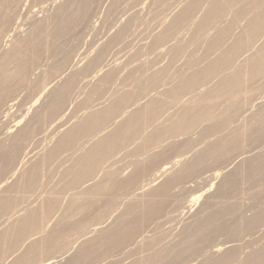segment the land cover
Here are the masks:
<instances>
[{
	"label": "rangeland",
	"instance_id": "374dc122",
	"mask_svg": "<svg viewBox=\"0 0 264 264\" xmlns=\"http://www.w3.org/2000/svg\"><path fill=\"white\" fill-rule=\"evenodd\" d=\"M110 1L107 0L104 3V5L100 8L102 11L99 9L97 16H92L90 18V23L92 25H91V27H89V31H87L86 29L83 32H77L76 31V34H74V37L72 38L73 40H71L72 36L71 37H66L64 40L58 39V40H55V44H54V46H52V44L49 43V40H51V38H52V36L54 34V31L52 30L50 32V30H49V32H50L49 33L48 30H46V32H45V29H43L45 34H47V35L44 36V33L42 32L44 37L40 36V40L42 42H45L42 39L45 38V40H46L48 37L49 38L46 40L47 44L46 43H42V45L40 46L39 50H41L40 51L41 53L39 52L40 55L38 54V56L36 57L37 59H34L36 61H34V60L31 61L30 58H32V57H31V55H30V53H29V51L27 49L24 50L25 54L23 53L25 55V57H24L23 54L21 55V57L23 56L24 58H28L26 60L31 61L30 70H29V72H28V74L26 76L27 78H25V80L22 83L16 84L15 89L13 88L15 90V91L14 90L13 91L16 94L14 95L13 101L8 103V104H13V106L10 109V111L8 112V115L6 117H4L2 119V121L0 122V143L4 140V138L6 136L14 134L17 131L18 128H21V127H23L25 125H31L30 128H31L32 132H31L30 138L28 139L27 143L25 144V147H23L24 149L22 148L23 150L20 151L18 157L22 159V157L24 156L25 153H28V156L21 163L17 164L16 166L14 165L12 168L9 167V170L7 169V171H5V174H3V176H2V179H4L5 182H3L4 185L2 184L3 186L0 187V196L3 197V196L8 194L9 197L5 196L3 198H6V200H8L9 202H13L12 200H14V202L8 208H6L4 210V212L2 214V217L0 216V235L3 236L4 233H6V235H7L6 236L7 248L5 249L3 254L0 256V264H12L17 259L16 257H20V254L22 255L24 253V251H26L25 249H27V246L32 243L31 241L37 242V240H38L39 242H37V243H41L42 242V240H39V239L40 238H42V239L44 238L43 237V234H45V232H43L44 229L49 234L50 232H48V231H52L54 229V227L56 228L57 224H59V226H60V221L58 223V220H61L60 217H61L62 213H64L62 210H64V209L68 210L69 209V208L67 209L66 206H68L67 203L69 204L68 201H70L72 199L71 195H74L73 194L74 193L73 188H75L76 185L78 187H80L79 185L81 183H79V185L77 183L75 185H72L73 184L72 183V171L75 169V167H78L77 162H79L78 160L80 159V157H82V155L86 153L87 149L88 150L90 149V146H92V144L95 142V140L97 142L96 137L98 139H100L99 137L102 136L101 134H100L99 137L98 136H94L93 135L94 133L91 134V136L93 135V137H95V138L91 137L90 135H89L90 137L87 136L88 139H90L91 141L90 140H86L87 138L84 137L86 142L84 141V139H82L80 137V139L84 141V142H82L84 144L83 148H81L82 145H80L81 141H77L76 140V142H74V143H77V144H74L72 147L69 146V148H67V147L63 148V149H65L64 151L61 149L62 151L58 152V154H55V156L56 157L58 156V157L57 158L55 157V159H53L51 162L42 164L43 167L38 165L39 168L41 167L42 169L38 172V170H39V168H38V170H37V174H38L37 175V183L32 188L28 189L29 191L27 190V186H26L27 185V182H26L27 180L24 179L25 176L23 175L27 171L30 172L29 169H31V171L33 173V171H34L33 167L35 169V165L37 164L38 160L41 159V157L44 158L46 156V153L49 154L48 151L51 152V149H52L53 146L56 147L57 141L58 140L60 141L59 138L60 137L62 138V136H63L62 134L64 132H66L67 129H70L73 126V124L75 125L76 123H78L79 120L83 121L85 119V117L87 118L89 116V114H93L92 112L97 113L99 110H103L106 107L108 108L109 105L111 106V102L113 103V101L116 98V97L114 98V96H116V95L118 96L119 94L120 95L127 94V91H128V93L132 92L130 90H135V92L138 91L139 87H140V83H142V80H144L145 78L153 77V74H156V72H157L158 76H154V79L157 78V80L155 79V81L157 83L155 84V82H154V84L151 87L149 86L148 88H146V92H145L144 96H143L144 92L142 94H140L141 92L138 95L136 94V97L138 99V100H136V103L138 101V103H137L138 106L137 107H139V109H140L141 105L145 104L143 102L147 101V99H145V98L148 96V94H150V96L153 97V98H151V97L148 96L147 97V98H149L148 101L149 100L150 101L156 100L155 98H157L159 100L160 99H165L166 100V98H167L166 97L167 95H165L166 91L171 89V88H173V86H175L177 84V83L175 84V82H178L179 78L183 74H188V71L186 72V69L187 70H190V69L186 68V65L187 66H191V65L192 66L193 65L196 66L197 65L196 67L194 66L195 68L194 67L192 68V66L189 67V68H191V72L192 71L194 72V70L198 69V66L201 65L200 63H199L200 65L196 64V63L200 62L199 60L201 59L203 54H204V56H203L204 58L209 57L207 59H210L212 57H216L217 58L220 55V50L219 51L217 50L218 52L211 51L212 54H211V52L209 53V52H207V50H204L205 48L208 47V46L206 47V45H209V41H208L209 38L207 37V35L209 36V35L212 34L211 31L213 30V28L215 29V27H216L217 30H224V28H225V30L226 29L229 30L230 28H231L230 30L233 29L232 31H234V32H232L230 30L229 31L226 30L229 33L227 36H231L233 38V40H232L231 37H229V39L227 38V41H226L227 44H224L223 48H221V50L222 49L226 50L227 48H229L234 43L233 41H235L238 37H240L243 34V32L245 30L244 27L247 24V22H245V21H248L250 18H253L255 16L254 13L252 14L250 12H247L248 14H246V16H242L241 18L238 19V22L234 23L233 20H232L233 17H234V15H233L234 10H232L231 11L232 13L230 12L232 15L230 13H229V15H227L228 14L227 13L225 16L222 17V19L220 18L219 20H217L218 22L220 21L219 24L217 23V21H215L217 24L214 23V22H213L214 24L212 23V25H211L212 27L210 26L208 28V30H210V31H208V33L206 32L207 34H205L206 35L205 37L208 38L206 40V42H204L205 39L204 40H202L201 38L198 39L199 40V42H197V43H199L198 48L201 47V48L198 49L197 45L193 46L194 43L196 44V42H194L195 32L193 33V35L191 33L194 30V26L190 25V26H192L193 30L191 28H189V30H188V27H186V26H189V24L192 23V22H193L192 24L195 25L199 21V19H200L199 22L202 21V19L204 17V14L206 13V12L204 13V11H207V7L209 8L207 3H210V0H208V2H206V3L205 2L202 3L201 6L198 9V11L200 10L199 14H197V12H198L197 11L195 13V14H197V15H195L196 18L193 16L194 17L193 20L194 19L195 20L193 21L191 19L192 22H189V24L184 25V27L181 26L182 30H181V27H179L178 28L179 30L176 31L177 36L174 35V37L178 38V40H176V41H179L178 43L181 42L180 44H182L184 46L183 51L186 52V53L182 52V54L184 53L185 55L184 54L182 55L180 53L178 55V57H181V58H178V57L177 58L180 59V60L181 59H183V60L180 61V60L177 59L178 62L175 61V63L173 64V62L171 61L172 57L169 58L170 55H171V54H169L170 53L169 49L174 47V46L171 47L172 45H174V43H176L178 45V43L175 41V38L172 37L173 40L171 38H169L166 41V43L168 41L169 42L171 41V43L168 42L166 45H165V43H161V45H159V46H154V44H156V42H155L156 34L162 32L164 30V28L169 26V22L171 23L172 22L171 20L174 19V17H175V16H173L174 12L176 14L178 13L177 11L179 10V7H176L177 5L173 6L174 4L172 5L173 2L175 4L177 3V2H175L176 0L175 1L174 0H171V1L167 0L171 4H167L169 2H165V5L167 4L166 8H165L166 10L168 9V5L169 6L170 5L173 6L172 8L176 7L175 10L172 9L171 7H169L167 12L164 9L165 5L164 6L157 5V3L160 4L161 1H159L160 3L159 2L156 3L157 0H152L151 2H153V3L155 2L156 4L155 3L154 4H155V6H157V8H159L158 6H161L164 9V10L160 9L161 7L158 9V10H163L162 13H161V11L156 10V7L154 9V7H153L154 4H153V6L151 5L152 6V8H151L152 14H151V11L148 10V5L151 4L149 2L150 0H145V1L144 0H138V2H136V3L138 4L139 2H142L143 6L145 5L144 6L145 9L142 12L143 14L141 13L142 16H136V17L135 16H130V17L129 16H125L128 13L123 15L125 13L124 8L126 9V8L130 7V4L128 6L124 5V7H123V5H121L123 9L121 8V6L120 7L118 6V8L116 9L117 12H118V9L121 8V10H119V11L120 12L122 11L121 13H123V11H124L123 14H119V12L116 13V10L112 14L110 11H108L109 9H107L108 6H111L110 5ZM144 2H146V3H144ZM182 4H184V2H182ZM182 4L180 3V5H182ZM234 5L235 6H233V7H235V8H232V9H237L238 5L237 4H234ZM153 9L157 11V12L155 11L156 14H155V12H153L154 11ZM164 11H165V13H163ZM170 12H173V13L171 14ZM158 13L162 14V16L160 14H158ZM168 13L170 15H172V16L168 15ZM175 13H174V15H175ZM165 14H167L169 17H167ZM42 15L43 14L40 13V14H38L37 16H35L33 18H31L29 16L28 17L26 16L27 17V20H26L27 22L25 21L24 25H22L23 28L21 27L20 32L19 31H18V33L9 32L10 35L7 34V36H5L6 39L3 38L2 41H1V44H0V56L2 55V53L4 51L10 49L11 45L16 40H19L20 38H25V37H27V35H29L30 29H31V24L35 23L34 21H36V22L37 21H42L44 18L48 17V16H42ZM153 15H155V16H153ZM226 16H228V17H226ZM132 17H133V19L131 20L130 18H132ZM197 17H199V18H197ZM231 17H232V19H231ZM30 18H31V20H29ZM229 19H231V20H229ZM32 20H33V22H32ZM124 20H126V21H124ZM196 20H197V22H195ZM223 21H225V22H223ZM124 22L125 23L127 22V24L125 25ZM128 24H131V26H132V27L130 26V28L128 27L129 29L127 28V30H126V31L129 32V34L125 35V33H124L123 36L120 39H118V40H121V41L117 40V42L115 41L114 43H108V44H110V45L107 44L108 46L105 45L106 44L105 42H108L110 39H112V37L116 34V32H118L121 28H123V25L126 27ZM197 24H199V23H197ZM157 25H159V26H157ZM213 25H215V27ZM228 25H229V27H228ZM119 26H120V28H118ZM218 26H221V28L218 27ZM232 26H233V28H232ZM239 26L241 27V29H240ZM216 29L213 30L214 33H215ZM241 31H242V34H240ZM177 32L178 33L180 32L179 33L180 36H179V34ZM134 33H136V34H134ZM190 33H191L192 36L190 35ZM230 33L231 34L233 33V35H231ZM238 34H240V35L238 36ZM127 35H128V37L130 36V38H128ZM212 35H211V37H212ZM234 35H236L237 37L234 36ZM189 37H192L193 39L190 38V40H189ZM203 37H204V35H203ZM65 40H68V41H65ZM74 40H75V42H74ZM183 40H184V42H182ZM172 41H174V43ZM69 42L72 43V44L70 45ZM73 43H74L75 46H73ZM205 43H206V45H205ZM229 43H231V44H229ZM258 43L255 44L257 46L254 45L253 50L248 52L250 50L249 49L247 51L248 53H246V52L244 53L243 58H241V59H244L243 61H247L248 60L247 57L251 56V53L254 55L253 52L256 53L258 49L259 50L260 49H264V40H262V42L260 41L259 44ZM111 44L114 45V46H111ZM170 44H172V45H170ZM176 44H175V46H177ZM156 45H158V44H156ZM168 45H170V46L168 47ZM186 45L188 46V49H187V47H185ZM204 45H205V48H203ZM225 45H226V47H225ZM110 46H111V48H110ZM160 46H161V48H159ZM166 46H167V48H165ZM194 47H196V48H194ZM255 47L256 48L259 47V48L256 49ZM71 49H73V50H71ZM65 51H69L70 62L72 61L73 64H75L77 62L78 63L75 65L73 70L66 71L61 77H58L59 74L53 76L51 74V73H53V69H54L53 67H55L60 62V59H62V55H63L62 53H64ZM167 51H168V54H167ZM202 51L203 52L205 51V52L203 53ZM103 52H104V55H102ZM158 52H160V53H158ZM163 52H165L164 55H163ZM201 52H202V54H200ZM216 53H217V56H214V55H216ZM210 54H211V57H210ZM166 55H169V56H166ZM206 55H208V56H206ZM97 56H100V59L97 62L98 65L96 64L94 66V70L93 71H97V70L101 69V71H99L97 73L98 76L96 74L94 75L93 73H91L92 75L90 73L89 74H84V72H82L81 70L89 62L90 59H94ZM195 56L196 57L198 56L197 58H199V59L197 60ZM189 59H191V60H189ZM195 59H196L197 62L195 61ZM167 60H168V62H167ZM172 60H174V59H172ZM187 60H189V61H187ZM204 60H206V59H203V62H204ZM169 61L172 62V63H170ZM206 61L204 62L205 64L203 62H201L203 65H201V67H199V69L204 68V66L207 65L209 60L207 61V63H206ZM240 61L242 62V60H239V62ZM248 61L244 62L243 64L242 63L238 64V61H236V63H234V65H235L234 68L238 69L239 71L240 70L241 71H246L245 66L247 64L251 63L252 59H250L249 62ZM193 62H195V63L193 64ZM187 63H189L190 65L187 64ZM171 64H172V66H171ZM175 64H176L177 67L175 66ZM167 65H168V67L170 66L171 68L168 69ZM240 65H242L244 68L242 66H240ZM165 67L167 68V70L165 69ZM161 68H163V69H161ZM10 69L13 70V65L10 66ZM177 69L179 71L178 73L176 72ZM164 70L167 71L168 73H171V74H168V73L165 74ZM168 70L169 71L171 70V72H169ZM183 71H185L186 73L180 74V72L182 73ZM227 71L228 70H226L225 73L224 72L223 73L226 75V74H228L230 72V70H229V72L226 73ZM75 72H76V74H75ZM108 73L110 74L109 79H108L109 81L105 82L103 77L105 76V74L108 75ZM71 75L73 76L72 82L74 84V87L72 89L73 91L70 90V93L68 95L69 98L67 97L68 100L65 102L67 104V106L64 105V106H66V109L64 108L65 110L63 109V111H62V112L65 111L62 114L64 117L61 115V118L59 117L61 120L59 118L58 119L56 118L55 120H52V119L46 118L47 116L44 117L43 116L44 115L43 114V112H44L43 107H45L44 103H46L47 99L49 98L50 92L53 91V89L57 88L59 86V84H62V81L64 82L65 79H69V76H71ZM262 76H264V75H261L260 77H262ZM138 77L140 78L141 81L139 80ZM263 78L264 77H262V78L255 77L253 79L251 78V79H248L249 82L244 84V86H246V87L245 88L243 87L242 90H244V91H242L240 94H242L244 92V95L246 94L249 97L248 94L252 93L254 96H252V98L249 97L247 99V96L245 98L243 94L241 95V96H243V98H245L244 99V104L245 105L243 103H241V104H243L244 107L246 106V109L242 107L243 105L242 106L240 105L242 108L239 107V105H238L239 102H236V105L238 107L235 106L234 112L232 113L233 115H231V117L233 116L232 120L234 119L233 122H235V123L231 122L234 127L231 125L230 128L226 130V132H225V130H222L225 133H223L222 131H221L222 133L220 132V136L221 137L224 136L223 138H225L226 135H227L226 136L227 138H231L230 136L233 135V134H240V135L237 136V137H240L241 134H243V132H244V136L242 135L243 137L242 136L240 137V138L243 139V142H242V144L240 143L241 146L239 148H241V147L244 148L242 151H245L246 153L241 151L242 148L240 150H237L238 151L237 153H240V154L243 153V155L241 154L240 156H238L237 153L234 152L235 153L234 154L233 152H230L229 156L226 154V156L222 157L224 159H222V158L221 159L207 158V160L205 159L206 162L209 159H211V160H209L207 163L205 161L204 162L203 161H199L200 162L199 164H201V163H203V164H201V166H197V162H195L197 156H195V155H197L201 150L203 151L202 148H204L205 145H206V148H207L210 145L209 143H214V140L216 139L215 136H213V135L210 136L208 133L206 134L205 131H204V134L207 137L203 135L202 131L208 125L206 121H203V122H206V123L201 124L204 127L203 126L201 127V125L198 123L197 125H195V127H193L192 130L185 131L184 133L180 129V131L177 130L178 132H175V133H178V134L174 133L171 136L168 135L169 137L165 136V138H164V136L163 137L155 136L156 130H157V128H156L157 125L158 126L160 125L159 127L162 128L161 125L163 123H159V122L166 121L167 117H168L167 121L169 119L171 120L170 117H172V116H170V115H173L174 113L178 115L179 114L178 112H180V110H179L180 107H176V108H178L179 111L175 107H173V108L165 107L163 109L164 111H161L162 113L160 112V114H163L165 111L169 110V114L170 115L166 113L165 117H164L163 116L164 114L160 115L158 113L159 116H160V117L158 116L159 117V122L156 121L157 118H155V117H157L158 114L154 115L155 117L154 116L151 117L150 119H152V120L149 119L147 121V123L145 122L146 125H150V124H152V125L149 126L148 128H147L146 125L145 126L142 125V129L137 132V133H140V134H137L139 142L138 143H134V142L137 141V139H136L137 136H136L135 139L134 138L131 139L133 144H130L131 143V140H130V141L127 142V145L125 143L124 144L125 146L123 145L120 148L117 147L115 152L112 153L113 155L114 154L115 155L114 156L111 155L112 156V160L108 159L109 161L106 160L105 163H104L105 166H107V167H108V165H110L109 168L111 169V173L112 174H114L115 171H116L114 176L117 179L120 178V179H118L120 181H117V182H121V180H123V182H125L126 181V180H124L125 177H126V179H128V176L130 178L131 175L132 176L135 175V177H136V174L139 173L138 170H140L142 168L143 170L142 171L140 170V174H142L141 177L139 176V174L137 175L138 177H136L138 179L139 183H138L137 179L135 178L136 179L135 182H137L138 185L136 183H134L133 186H132V189H133L134 186L136 187V185H137V187H136L137 190L135 189L136 192H134V189L131 190L130 189L131 187L130 188L128 187L129 190L127 189V187H125L124 189H123V187H120L121 189H119V187H117V190H120V192H118V191L115 190L116 188L114 187L115 189L114 188H113L114 190L112 189L114 192L113 191L110 192L111 195L112 194L115 195V196H113V199L116 200V197H118V194H119V197L121 198V200H119L120 198H118L117 200H119L120 202L119 201H117L118 203L114 202L115 206H112V207H110L108 209V210L111 211V214H110V211H109V213H107L108 212L107 211L101 217V219H104V218L106 219L105 216H108V214H109L107 219L106 220L104 219L105 220L104 223L102 224L103 220L99 219L100 221H98V220L97 221L101 222V223H98V222H96V223H98L100 225L97 224L98 225L97 226L95 224L96 226H92V225H94L92 223H95V222H94L93 219H91V220H93V222L91 223L90 222L91 220L89 219L90 221H86V222L90 223L91 226L90 225L87 226V228H88V229H86V233L87 234L85 236H83V237L80 236L81 234H79V232L75 230V229L78 230V228H77L78 225H76L75 229H74L75 231L74 230L72 232L70 231L71 233L69 232V236H68L69 239H67L68 242L71 241V243H69V246L71 244L70 248H72V249L68 250V253L67 254L65 253L64 256L62 255L63 257L58 258L57 260H55L56 262H54V264H64L65 262H67L66 261L67 259H70L73 255H75V253H77V251L80 249L81 244L83 245L82 242H84V240H82V239H85L86 236H87V238L85 240H87V239L91 240V239H93L92 237H94V239H95L96 236H101V233L103 232V231H101V229L102 230L104 229V232L102 233V235L106 234L105 231H107L109 229L113 230V229H115L118 226L117 224H120L119 222L118 223L116 222L117 220H119L121 223L128 221V220H126V221L124 220V219H126L125 217H127L126 214H128V217H129V220H130L132 218L131 215L134 214V212L133 213L131 212L132 214H130V211H128L127 213L124 211V213H123V215L125 214L124 218L122 217V215H119L120 213L123 212L122 210H124L123 208L126 206V203L127 204L133 203L134 206H137V210L138 211L136 209H133V210H136V212L138 213V212H141L140 210H141L143 204L146 207H148V206H150L152 204V201L156 200L157 198L158 199L156 200V202L158 200L159 201L163 200L162 203H165V204L164 205L162 204V205H163V207L164 206L165 207L164 208L162 207L164 211L161 210V213L159 214L160 218H158L159 220L157 221V219H155V217H154V219H151L153 222L150 220L151 222H148L149 225L148 226H144V227H148V228L144 229L145 231L142 230L141 232H139L137 234L138 236L135 238L136 241H134V242L139 241V239H140L139 235H142L141 239L143 238V240H145L147 238L146 236H148L147 239L150 240V241L152 240V241L150 242V241L147 240V241H145L143 243V240H142V242L139 241V243H138L139 245L133 242V245L136 244V245H134V247L136 246V248L131 246L132 243L131 244L128 243V244H126V246L124 245L125 246L124 248L122 247L123 250H119L121 248V247H119V248H115V251L114 250L112 251L113 253L109 251L110 253L107 252L108 254L106 252H105L106 254H104V255L100 254L101 256L99 255L100 257H98V258H96L98 256V254H97V256L95 255L94 257L93 256L90 257L92 259V261L88 259L87 261H89V263L86 261L87 264H124V263L125 264H130V263L132 264L133 261H134L135 264L137 263V261H139L137 264H160V263L162 264V263H164L163 262L164 260L166 262L171 261L170 259L173 258L172 257L173 250H174L173 248L179 247L184 242V240H186V238L189 237V235L192 233V231L195 230V228L197 227L198 223L200 221L204 220L205 218H207V216H209V213H213V212H215L217 210H220L221 208L224 207V205L226 203L228 205L233 204V206H235V207H233L231 205L232 208H230V209H232V211L231 210H230L231 212L229 211L231 214L229 212L227 214H225L226 216L224 215V217L226 219L222 218V221L227 223V224H229L231 222L230 224H232L234 227L239 226L238 228H240L241 226H244L246 223L250 222L251 219L254 218L253 216H255V214H257V213L258 214H260V213L262 214L263 213V215H264V212H261V211H264L263 210L264 209V180L263 179L261 180V178H260V176L262 178H264V176H263L264 175V173H263L264 171L262 170V168L264 169V164H261V162L264 163V161H261L264 158V155H263L264 154V135H262L263 133H261V134L257 133L256 130H255L256 132H254L253 129L249 128L255 122H256V127H257L258 124H259L257 122L261 121V119L264 118V117H261V116H264V88H263V83H264L263 80L264 79ZM160 79H161V81H160ZM174 79L177 80V81H175ZM166 80H168L169 83H170V80H171L172 84L170 83L171 84L170 85L168 83V81H166ZM217 81H218V78L214 77V80L212 82H214V84H215ZM138 82H140V83H138ZM34 83H35V86H36V84L38 86L34 87L33 86ZM249 83H250V85H248ZM255 83H257V84H255ZM251 84H253L254 86L251 85ZM209 85L212 86L213 83L209 84ZM211 86H209V87H211ZM45 87H46V92L44 91ZM254 87L255 88L257 87L256 88L257 90H254L255 89ZM154 88H155L156 92L154 91ZM158 88H159V90H158ZM152 89H153V91H152ZM157 90H158V93H157ZM160 90H161V92H160ZM162 91L164 93H162ZM247 91H248V94H247ZM135 92L133 91V93H135ZM41 93H42L41 97L39 98L38 101H36V99L39 97V95ZM139 95L142 96V98L140 97L141 101L139 100ZM153 95H155V96H153ZM241 96H240V98H242ZM162 97H164V98H162ZM143 98L145 99L144 101H142ZM243 98H242V100H243ZM139 101L142 103L141 105H139V103H140ZM148 101H147V104L149 103ZM220 103H221V105H220ZM220 103H218L220 106L217 105L218 106V110H221V108H224V106L222 105L223 104L222 101H220ZM135 107H136V105H135ZM135 107H132V109H136ZM144 107H146V105H144ZM144 107L142 106L141 108H144ZM236 108H237V111H235ZM238 108H241V109L239 110ZM42 109H43V112H42ZM132 109H130V111ZM174 109L176 110V112L177 111L178 112L177 113L174 112L175 111ZM244 109L246 110V112H244ZM136 110H138V108ZM222 110L219 111L220 113H222V115L220 117H223V116H225L228 113V112L227 113L226 112L223 113ZM241 110H242V112H241ZM134 111L135 110H132L130 112V115ZM37 112H39V113H37ZM219 112H217L218 115H220ZM235 112H238L239 114H235ZM36 113L38 115L40 114V116L36 117V115H37ZM175 114H174V116H177ZM248 114H250V115H248ZM259 114H260V116H259ZM125 116H127V115H124V117H123L124 119L129 117V116H127V117H125ZM234 116H236V117L234 118ZM256 116H257V118L260 117L261 119H256ZM176 118L177 117H175V119ZM235 119H236V121H235ZM18 121H20L19 126L14 127V124L16 122H18ZM120 121L121 120H119L118 122H120ZM167 121L164 122L166 124V126L170 124V122L169 121L167 122ZM171 121H173V120H171ZM244 122H245V125H247L249 127H246L245 125H243ZM117 123H114V125H113V123L112 124L111 123H107L109 127L107 128V130L104 131L105 134H108L109 131L110 132L116 131L117 128L115 126H117ZM157 123H159V124H157ZM208 123L210 125L209 121H208ZM164 125H162V126L164 127ZM198 125H200V126L196 128V126H198ZM237 125H238V127H237ZM239 126H240V128H241V126L243 128L245 126V128H249L248 130L251 129L250 132L253 130V136H256L257 134H260L261 137H263V138H261L262 140L259 139L260 136H258V135L256 137H259L258 138L259 141L257 140L256 137H255L256 138L255 139L252 135H249L251 133L248 132V130H246L245 128L244 129L242 128L241 129L242 131H241ZM253 127L255 128V124H254ZM115 128H116V130H115ZM232 128L234 129V132H233ZM10 130L12 132H10ZM142 130H143V132L141 133ZM243 130H245V131H243ZM227 131H229V132H227ZM240 131H241V133H240ZM226 133H231V134H229V137H228V134H226ZM255 133H257V134H255ZM105 134L103 133V136ZM146 134H148V138H146V136H147ZM149 134H151V135H149ZM247 134H248V136L251 139L247 138L248 137ZM202 136H204L206 138H204V137L202 138ZM140 137L142 138V140H146V141H144L145 144L142 143L143 141L140 142L141 141L139 139ZM217 137L220 138V140L221 139L223 140V141L221 140L222 143L224 142L223 144L221 143L222 145L228 144L229 140L227 138H226V140H228V141H227V143H225V141H226L225 139L219 137V135ZM235 137H236V135L234 136V138ZM151 138H153V139H151ZM157 138H158V140H155ZM162 138H164V139H162ZM200 138H202V139H200ZM93 139H95V140L92 141ZM189 139H190V141H189ZM211 139L213 140V142H212ZM160 140H162V141L160 142ZM241 140H239V142H241ZM87 141L88 142L90 141V142L88 143ZM158 141L160 142V144L157 143ZM163 141H165V142H163ZM162 142H163V144H162ZM174 142H176L178 144H176ZM186 142H188V143H186ZM167 143H170V145L173 144L176 147V150H175V151H177L176 154H174L175 151H170L171 154L170 153L167 154L169 152L167 150L168 146H169ZM182 143H186V144L182 145ZM161 144L163 146H161ZM179 144H181V146H183V147H181ZM140 145H142V149H140V147H141ZM152 145H153V147H152ZM158 145H159V147H156ZM166 145H168L167 148H166ZM176 145H179L178 148H177ZM144 146H145V148H144ZM160 146L164 147L163 151H162ZM135 147H136V149L139 147V149L136 150ZM181 148H183V149H181ZM1 149L2 150H7L8 149V142L4 146H2ZM150 149H152L155 152H153L152 150L150 151ZM165 149L167 151H165ZM134 150H136V151H134ZM141 150H142V152L143 151L144 152L142 153ZM148 150H149V153L153 152L152 154H154V155L159 154L160 152H162V153L165 152L166 155L168 156V157L164 156L167 159V160L166 159L165 160L167 162H170V164H174V163L175 164L174 165H170L165 160H164L165 161V163H164V161L161 159L162 162L160 160L157 161L160 164L159 163L157 164V162H154V163H152V164L150 163V165H148L150 157L154 156L151 153H150L151 156H150L149 153L147 155V153H145V152H148ZM132 151H134V153ZM137 151L141 152L143 155H140L139 152H138V155H136ZM261 151H262V153H261ZM196 152H197V154H196ZM131 153L135 154L137 157H139V155H140L139 159L136 156H134V155H133L134 157H131V155H132ZM177 153H180L181 155L179 156ZM231 153H233V154H231ZM230 154L234 155V156L232 157ZM261 155H263V158L259 162V160H257V159L261 158ZM47 156L45 157V159L47 158ZM164 157H163V159H164ZM136 158L138 159V161L141 158L142 159H146V161L148 163L143 161L144 162V164H143L142 160H140L139 162L137 161L136 165L139 164L138 168H140V169H138V168L135 169L136 165L134 163L137 160ZM246 158H248V159H246ZM131 159L132 160L134 159L133 160L134 163H133V161ZM249 159H252V160H254L256 162H259L262 165L260 170H262L263 172H260V173H262L263 175L260 174L258 176L257 173H259L258 171H260V170H258L257 172H253L254 173L253 174L254 177H253L252 173H250V171L248 169L246 171L245 168L248 167L247 161ZM129 160H131V161H129ZM182 161L184 163L186 162V164H191L192 162L193 163L195 162L196 163V166H195L196 169H194V171L195 170L196 171L195 172L192 171L193 173L191 172V174L187 173L188 171H187V169H185V164ZM103 162H102V165H103ZM124 163H125V165H124ZM132 163L135 165L134 167L132 166L133 165ZM244 163H245V165L247 164L246 167H244L245 166ZM163 164H168L169 171H167L166 173H162V174L158 173V168L160 169V166H162ZM144 165L146 167L148 166V168L144 167ZM105 166H104V168H105ZM140 166H142V167H140ZM149 166H150V168H149ZM154 166L156 167V170L154 169L155 168ZM240 166H242V167H240ZM113 168H115L114 172L112 171ZM100 169H101V171H100ZM110 169L109 170L108 169H104L103 170V166L100 168V165H99L98 172L96 171L98 176H96V172H95V175H94L95 177H94L93 180H96L97 182H98V179H99V182L104 181L105 178L103 176L106 175L107 173H110ZM133 169H134V172L137 170L136 172H138V173L132 172ZM106 170H108V172ZM102 171L103 172L106 171L105 174ZM99 172H101V173H99ZM145 172H147V173H145ZM176 172L179 173L177 175L179 177H180V174L182 176L184 174L185 175L188 174V175H186L185 179H184V176L182 178L180 177V180H182V181L180 182V180H179V182L181 183V184L179 183L180 185L178 184L179 187H178V185H176L177 183L173 184V186H174V187L172 186L173 188L169 187V189L171 188L172 190L170 189L171 192L168 190L169 191L168 194L169 195L173 194L172 195L173 197L170 198V196H169V199H170L169 200L168 197H166V198L162 197L163 198L162 199L160 197L156 198V196H154L156 199H153L154 197H151V196H153L152 189L155 190L156 187L158 189V187L161 186L160 184L162 183V181L165 180L166 176L168 178V173H170V175L172 177V174H173V176H175L177 174ZM28 173L25 174V175H28ZM32 173L30 172L27 177L29 178V176H31ZM132 173H134V174H132ZM116 174H119L120 177H117L118 175H116ZM143 174H145V175L143 176ZM160 174H161V177H160ZM163 174H164V176H163ZM214 174H217V175L213 176ZM189 175H190V177H189ZM247 175H249V176H247ZM23 176H24V178H23ZM101 176L103 178L100 179ZM255 177L256 178L258 177V179H255ZM21 178L24 179V182H23V179H21ZM249 178H251L253 181L250 180ZM93 180L91 182H95ZM261 181H263V182H261ZM25 182H26V185H25ZM68 182L71 183L70 186H71L72 189L69 186L68 187L66 186L67 184H69ZM234 183H235V188H234V190H232L233 192L231 191L232 193H230V194H229V192L224 193L226 195V198H223V197H225L224 194H223V196H221L222 198L218 197L219 195H222V192H221V194H219L220 193L219 192L220 188H222V190H223L222 186H224V187L225 186H231ZM13 184L16 185L15 189L12 186ZM23 185L26 188L23 187ZM88 185H90V183ZM88 185H86L85 187L82 186L83 189L84 188L85 189L88 188L89 187ZM92 185H93V183L90 185V187ZM65 186H66V188H65ZM11 187H12V189H11V193H10V189L9 188H11ZM16 187H18V189L20 191L22 190V192H18ZM69 188L72 191L69 190ZM209 188H210V190H209ZM24 189H25V191H24ZM78 189H80V188H78ZM78 189H76L77 193L79 191ZM14 190H16L18 194L14 193V192H16ZM127 190H128V192H126ZM130 190H131V192H129ZM200 190L204 191L203 195L197 201V203L191 204L189 202L190 198H192L191 196H193L195 194H198L199 192H201ZM222 190H220V191H222ZM76 191H75V193H76ZM150 191H151V193H150ZM70 192H72V193L70 194ZM121 193H123L124 195L122 196ZM133 193H134V196L135 197L137 196V198H139V200L141 202H138L137 201L138 199H134ZM149 193H150V195L151 194L152 195L150 196ZM170 193H172V194H170ZM104 195H107V196H104ZM104 195L97 196V198H99V197L103 198V200H101V198H100V200L102 202V203L100 202L101 203L100 205H99V202H97L99 199H97V200L95 199L96 201L93 200V202H92L93 204L94 203L97 204V205L94 204V206L97 207V208L96 207L94 208V209L97 210V212H99V208L101 209L102 207L103 208L108 207L107 205L109 204V202L113 200L109 193L108 194H104ZM130 195H131V197L134 200H130V198H131V197H129ZM17 196H18V198H16ZM166 196H168V195H166ZM104 197L107 198L108 200L105 199ZM149 197H151L153 200L150 198L151 200L148 201ZM56 199H57V201L53 205H57L58 207L57 206H56L57 208L55 206L52 207L53 209L51 208L48 211V212L52 211L51 214L49 213L50 214L49 215L43 209L45 206L44 207H42V206H43V204L46 205V202H47V204H48V202H49V204L50 203H54V201ZM48 200H50L52 202H50ZM105 200L108 201V202H106ZM128 200H129L130 203L128 202ZM146 200H147V202H146ZM103 202H104V204L105 203H108V204L107 205L106 204L103 205ZM156 202L154 201V203H156ZM135 203L136 204L138 203V204L135 205ZM139 203L140 204L142 203V204L139 205ZM89 204H90L89 206L92 205L91 206L92 208L94 207L93 204H91V202ZM190 204H191V207H190ZM227 204L225 205V207H227ZM82 205H83V207L81 209L80 215L78 214L76 216V214L74 215L73 212L71 214L70 212H68L70 210L66 211L69 215L66 212H65V214H63L64 217H66L65 215L67 214L69 216V218L70 217L73 218V219H68L67 218L68 221H70V222H67L68 224L71 223V222H72L71 224H73V222H74V225L78 224V223L80 224V222H79V221H81L80 219H82V221H84L88 217V216L87 217L85 216L86 214L89 215V216L91 215L88 218H92V217L95 216L94 214H96L95 213L96 210L94 211V209H92L91 207L90 208H89V206L87 207L88 204L84 205V203H82ZM116 205L118 206V208L116 207ZM144 205H143V208H142V212H143L144 208H146V207H144ZM128 206L129 205H127V207ZM138 206H141V207H138ZM185 206L187 207V209H185L186 208ZM40 207L43 209V215L42 216L44 217L45 213H47V215H48L47 218H43L41 216V220H42V218L44 220V221L41 222V224H42V225H40V226H42L41 229H39L40 228V226H38L40 224L39 223V224H37V226L39 227V228L37 227L38 231L36 229L35 230L33 229L32 231H27L26 233L24 232L23 236L18 241H14L13 242V239L8 234H10L12 230H15L17 228L16 226L19 223H21V220L23 219V218L21 219V217H23V216L27 217V215H30L32 212H34L36 210L39 212V210L41 209ZM113 207H114V210H113ZM134 208H136V207H134ZM233 208H234V210H233ZM45 209H47V208H45ZM83 209H85V210L88 209V211L91 209L90 211L92 213L91 212H90L91 214L89 212L87 213V210L84 211ZM31 210H33V211H31ZM82 210H83V213H82ZM125 210H127L126 207H125ZM93 211H94V213H93ZM75 213H79V212L76 211ZM236 213L237 214L239 213V215H240V217L238 215V217H239L238 219L236 218V215H235ZM240 213L242 214V216H241ZM71 215L72 216L74 215V217H72ZM63 216H62V218H64ZM119 216H121L124 221H121L122 219H120L121 217H119ZM45 217H46V215H45ZM128 217H127V219H128ZM156 217H158V215ZM242 217L244 218L243 220H242ZM83 218H85V219L83 220ZM227 218H229V220H231V219L232 220L231 221H229V220L227 221ZM19 219H21V220H19ZM233 219H237L236 221H238L239 223L237 224V222L234 220L236 222L235 223L233 221ZM239 219H240V221H239ZM263 219H264V216L261 218V220H263ZM261 220H259V222H256L258 224L254 223V225H252V227H253L256 224V227L255 228L253 227L254 229L250 228L251 229L250 230V229L247 228L249 231L246 229V227H243L241 232H239L240 234L239 235L237 234L238 236L237 235L233 236L231 234V232L228 231V230H220L219 232H216V235L213 236L214 238H212L211 242H209L208 245H205V244L201 245L200 248L202 250L201 251L198 250V252L199 251L200 252L197 255L195 253L194 255H196V256L192 255V256H194L193 258H191L192 261H190L191 259H189L191 256H189V258H188V255H187L185 257V259L182 258V262L183 261L185 262V260H187V258H188L189 261L191 262V263H188V261H187L188 264H206V263L209 264L208 261H211L212 258L214 260V259L220 257V256H218L219 253L222 256L223 252L225 250L227 251V250L234 249V248L236 249V251H235V259L233 258L234 260L231 259V261L229 260V263L228 262L227 263L228 264H240V263H242L241 261H244V260L247 261L248 256L250 258L252 253H256L255 251H259V250L263 251L264 250V248H263L264 247V220H263V222ZM17 221H19V223ZM243 221H245V222H243ZM38 222H40L39 219H38ZM217 222H219V226L222 225L221 227H223V225H224V224H222L223 222L219 221V219H218ZM227 224H225V225H227ZM240 224H241V226H240ZM217 225L218 224H216L215 228L217 227L216 229H219L220 227L217 226ZM232 225L231 226L228 225V226H225V227L232 228L233 227ZM96 227H98V228H96ZM13 228H15V229H13ZM244 228L247 231H245ZM94 229L95 230L99 229L100 233L97 230L95 231ZM110 230L107 233H110ZM242 231H243V233H242ZM142 232H143L144 235L142 234ZM78 236H80V237L77 238ZM80 238H82V239H80ZM34 240H36V241H34ZM75 240H77V241H75ZM140 242H141V244H140ZM176 245H178V246H176ZM219 245L223 246V247L221 246L222 250L220 252H217V253L215 252V254H214V251L212 253V250L214 249L212 247L219 246ZM69 246H68V248H69ZM128 246H129V248H126ZM173 246H175V247H173ZM202 246H203V248H202ZM130 247L133 248V249L130 250ZM224 247H226V248H224ZM170 250H172V251H170ZM125 251L129 252V254L127 253L128 254L127 255L125 253ZM1 252H2V250L0 249V253ZM59 252L57 253V251H55L53 253H56L57 256H59V254L61 253V252L60 253ZM156 255H158V256H156ZM214 257H216V258H214ZM93 258H96V259H93ZM155 258H157V259H155ZM158 258L161 259V260L159 259L161 262L158 260ZM42 259H44V258L42 257ZM178 261H176V262L180 263V260H178ZM173 262L174 261H172V263ZM176 262H175V264H177ZM84 264H85V262H84Z\"/></svg>",
	"mask_w": 264,
	"mask_h": 264
},
{
	"label": "bare ground",
	"instance_id": "6f19581e",
	"mask_svg": "<svg viewBox=\"0 0 264 264\" xmlns=\"http://www.w3.org/2000/svg\"><path fill=\"white\" fill-rule=\"evenodd\" d=\"M107 0H0V44H1V41H2V39L3 38H5V36H7V34H9V32H11V33H18V31L20 32V29H21V27H22V25H24V23H25V21L27 20V17L29 16V17H31V18H33V17H35V16H37L38 14H40V13H42L43 15L42 16H48V17H46V18H44L42 21H34L35 23H33V24H31V29H30V32H29V35H27V37H25V38H20L19 40H16L12 45H11V48L10 49H8V50H6V51H4L3 53H2V55L0 56V122L2 121V119L4 118V117H6L7 115H8V112L10 111V109L12 108V106H13V104H8V103H10V102H12L13 101V99H14V95L16 94L14 91V89H15V86H16V84H19V83H22L24 80H25V78H27L26 76H27V74H28V72H29V70H30V65H31V61H33L34 59H37L36 57L38 56V54L40 55V51L41 50H39V48H40V46L42 45V43H46L47 44V39L49 38H47L46 40H45V38L44 39H42V40H44L45 42H42L41 40H40V36H42V37H44L45 35H47V34H45V32H46V30H48V32H49V30H50V32L53 30L54 31V34H53V36H52V38H51V40H49V43H51L52 44V46H54V44H55V40H58V39H61V40H64L66 37H71V40H73L72 38L74 37V34H76V31L77 32H83L85 29L87 30V31H89V27H91V23H90V18L92 17V16H97V14H98V11H99V9L104 5V3L106 2ZM110 1V0H109ZM135 1V2H134ZM145 1V0H144ZM152 0H150L149 2L151 3L150 5H148V10H150L151 11V8H152V6H153V4L155 3H153V2H151ZM159 1H161V3L159 2ZM171 1V0H170ZM175 1V0H174ZM136 2H138V0H111L110 1V5L111 6H108V8L107 9H109L108 11H110L112 14H113V12H115V10L118 8V6L120 7L121 5H123V7H124V5L125 6H128L129 4H130V7H128V8H124V10H125V13H124V11H123V13H121L119 10H121V8H122V6H121V8L120 9H118V12H119V14H123V15H125L126 13H128L127 15H125V16H142V12L144 11V9H145V5L143 6V3L142 2H139L138 4L136 3ZM157 2H159L160 4H158ZM165 2H169V1H167V0H157L156 1V3H157V5H162V6H164L165 5ZM175 2H177L176 4L173 2L172 3V5L173 6H175V5H177L176 7H179V10L177 11L178 13L176 14L173 10V12L175 13V15H174V13L173 12H170L171 14L173 13V16H175L174 17V19H170L172 22L170 23L169 22V26H167L166 28H164V30L162 31V32H160V33H158V34H156V40H155V42H156V44H158V45H156V44H154V46H159V45H161V43H165V45L169 42H167L166 43V41L169 39V38H171L172 39V37L173 38H175V41L176 40H178V38H176V37H174V35L175 36H177V34H176V31H178L179 29V27H184V25H187V24H189V22H192L191 21V19L193 20V18L195 17L196 18V16L195 15H197V14H199V11H198V9H199V7L201 6V4L202 3H206V2H208V0H176ZM182 2H184V4H182ZM109 3V2H108ZM136 3V4H135ZM144 3H146V2H144ZM155 3V4H156ZM180 3L182 4V5H180ZM155 4H154V9H155V7H156V10H158L161 6H158L159 8H157V6H155ZM167 4H171L170 2L169 3H167ZM166 4V5H167ZM208 4V6H209V8L207 7V11H204V17H203V19H202V21L201 22H199L200 21V19H199V21L197 22V20L195 21V22H197V23H199V24H195V25H193L192 23H190L189 24V26L190 25H192V26H194V30H193V28H192V26H186V27H188V30H189V28H191L193 31L191 32L192 33V35H193V33L195 32V37H194V42H196V44L194 43V45L193 46H195V45H197V48H198V45H199V43H197V42H199V40L198 39H202V40H204L205 39V41L204 42H206V40L208 39V41H209V45H206V43H205V45H206V47L207 48H205V45H204V47L203 48H205L204 50H207V52H211V51H213V52H218L219 50H220V55L216 58V57H212V58H210V59H207V58H209V57H206V58H204L203 56H204V54L202 55V57H201V59L199 60L200 62H198V63H196V64H201V65H203L201 62H203V59H206L207 61H208V63H207V61L206 60H204V62L206 61V63H207V65H205L204 66V68H201V69H199V67H201V65L200 66H198V69H195L194 70V72L192 71L191 72V68H189V67H191V66H187L186 65V68H188V69H190V70H187L186 69V72L188 71V74H183V73H186L185 71H183L182 73L180 72V74H183L180 78H179V80H178V82H175V86H173V88H171V89H169V90H167L166 91V93H165V95H167L166 97V100L165 99H157V98H155L156 100H152V101H148V99L149 98H147L148 96L149 97H151L150 96V94H148V96L145 98V99H147V101L149 102L148 104H147V101L145 102L144 100V98H143V100L142 101H144L143 103H145L144 105H146V107H144V105H141L142 103L140 102L141 100V98H142V96H140L139 95V105H141V107L143 106L144 108H141L140 107V109H139V107H137L138 105H137V103H138V101H137V103H136V100H138L137 99V97H136V94L138 95L140 92V94H142L143 92V96H144V94H145V92H146V88H148L149 86L151 87L153 84H154V82H155V84L157 83L156 81H155V79L157 80V78H155L154 79V76H158L157 75V72H156V74H153V77H150V78H145L144 80H142V83H140V82H138V83H140V87H139V90L138 91H136L135 92V90H130V91H132V92H130V93H128V91H127V94H123V95H116V96H114V98H115V100L113 101V103L111 102V106L109 105V107L107 108H104L103 110H99L97 113H94V112H92L93 114H89V116L86 118L85 117V119L83 120V121H81V120H79L78 121V123H76L75 125L73 124V126L70 128V129H67V131L66 132H64L61 136H62V138L60 137L59 139H60V141L58 142L57 141V145H56V147H52V149H51V152H49L48 151V153L49 154H47L46 153V156H47V158L45 159V157L44 158H42L41 157V159H39L38 160V162H37V164L35 165V169H34V167H33V173H32V171H31V169H29L30 170V172L32 173V175L31 176H29V178L27 177L28 175H29V171H27L25 174H27L28 172V175H25V174H23L24 176H25V178H24V176H23V178L24 179H26L25 181L27 182V185H26V182H25V185L27 186V190L28 189H30V188H32L33 186H35L36 185V183H37V170H38V168H39V166H42L43 167V165L42 164H44V163H49V162H51L53 159H55V154H58V152H60V151H64L65 149H63V148H69V146H73L74 144H77V143H74V142H76V140L77 141H81L80 142V145H82V147L81 148H83V146H84V144L82 143V142H84L85 141V139H84V137L85 138H87L86 140H90V139H88V137L87 136H91V134H93L94 136H100V134L102 135L101 137H99L100 139H98L97 137H96V139H97V142H96V140L95 139H93L92 141H94L95 140V144L93 143L92 144V146H90V149L88 150L87 149V151H86V153L85 154H83L82 155V157H80V159L78 160L79 162H77V164H78V167H75V169L72 171V185H75L76 183L79 185V183H81L79 186L80 187H78L77 185H76V189H78V188H80V189H78L79 191H78V193H77V191H76V189L75 188H73V191H74V195H69L72 199L70 200V201H68L69 202V204L67 203V205L68 206H66L67 207V209L68 210H70V211H68V210H66V209H64V210H62L64 213H62V215H61V220H58V223H59V221H60V226H59V224H57L56 225V228L54 227V229L52 230V231H48V232H50L49 234L45 231V229H44V231L43 232H45V234H43V239L42 238H40L39 240H42V242L41 243H37V242H39L38 240H37V242H33V241H31L32 243L31 244H29L28 246H27V249H25L26 251H24V253L21 255L20 254V257H16L17 259L12 263V264H54V262H56L55 260H57L58 258H61V257H63L64 255H65V253L67 254L68 253V250H71L72 248H70L71 247V244H70V246H69V243H71V241L70 242H68L67 241V239H69V232L71 231H73L74 229H75V226L76 225H78L77 226V228H78V230L77 229H75L76 231H78L79 232V234H81L80 236H85L87 233H86V229H88L87 228V226H91V224L90 223H88V222H86V221H90L91 219H93L94 220V222L95 223H92L93 222V220H91L90 222L92 223V224H94V225H92V226H96L98 223H101V222H98V221H100L99 219H101V217L107 212V213H109V211L110 210H108L110 207H112V206H115L114 205V202H116V203H118L117 201H119V200H121V198L119 197V194H118V197H116V200L115 199H113V196H115L114 194H112L111 195V191H113L115 188V190L116 191H118V192H120V190H117V187H119V189H121L120 187H123V189L125 188V187H127V189L129 190V188L131 189V190H133L134 189V192H136V190H137V185H138V183H139V181H138V179L136 178V177H138L137 175L139 174V176L141 177V175L142 174H140V170L142 171L143 169L141 168H138L139 166V164H137L136 165V163H137V161H138V159H139V157H140V155H143L142 153L144 152H142V150H141V152H139V151H137V153H136V155H138V152L140 153V155H139V157H137L135 154H133L134 153V151H136V150H138L139 149V147L136 149V147H135V149L136 150H134V151H132L133 153H131L132 155H131V157H134V156H136L137 158V160L135 161V163H134V159L132 160L133 161V163L136 165V167H135V169L136 168H138V169H140V170H138V172H134V169H133V171L132 172H134V173H138V174H136V177H135V175L134 176H132L131 174V177L129 178V176H128V179H126V177H125V179L124 180H126L125 182H123V180H121V182H117V181H120V180H118V179H120V178H116L114 175H115V173H116V171H115V173L114 174H112L111 173V169L109 168L110 167V165H108V167L107 166H105V161L107 160V161H109V160H112V156H114L112 153H114L115 152V150L117 149V147L118 148H120L121 146H123L125 143H126V145H127V142L128 141H130L131 139H135V137L137 136V134H140V133H137L139 130H141L142 129V125H146L145 124V122L147 123V121L151 118V117H153L154 115H156V114H160V112L161 111H164L163 109L165 108V107H168V108H173V107H180V112H178L179 110H178V108H176L178 111V115L177 114H175L174 112H176V110L173 112L175 115H177V116H174V114L173 115H170L169 114V110L168 111H165L163 114H160V115H163L164 117H165V114L167 113V114H169L170 116H172V117H170L171 118V120H173V121H171L170 119L168 120L169 122H170V124L169 125H167L166 126V124L164 123V122H166L167 121V119H168V117H167V119H166V121H163V122H159V114L157 115V117H155V118H157L156 119V121H158L159 123H163L162 125H164V127L161 125V127L162 128H160L158 125H157V130H156V134H155V136H160V137H163L164 136V138H165V136L166 137H169L168 135H173L175 132H178V131H180V129H181V131H183V133L185 132V131H190V130H192L193 129V127H195V125H197L198 123L201 125V124H203V123H206L207 122V124L209 125V123H208V121L210 122V125L208 126L207 124V127H205L204 128V130L202 131L203 132V135L204 136H206L205 134H204V131H205V133L207 134H209L210 136L211 135H213V136H215L216 137V139L214 140V143H209L210 145L206 148V145H205V147L204 148H202L203 149V151L201 150L198 154H197V152H196V154L197 155H195V156H197L196 157V161L195 162H197V166H201V164H203V163H201V164H199L200 162L199 161H205L206 162V160H207V158H216V159H221L223 156H226V154L229 156V153L230 152H235V153H237L238 151L237 150H240L241 148H239L240 146H241V144H242V142H243V139L242 138H240L242 135L244 136V132H243V134H241V136L240 137H237L238 135H240V134H233V135H231L230 137L231 138H227L226 136H225V138H223V137H221L220 136V132L222 131V130H225V132H226V130L227 129H229L230 128V126L232 125V123L231 122H233V120H232V117H231V115H233L232 113L234 112V108H235V106H237L236 105V102H239L238 103V105H239V107H241L243 104H244V99L246 98V94L244 95V92L242 93L243 95H244V97L245 98H243V96H241L242 94H240L242 91H244V90H242L243 89V87L245 88L246 86H244V84L245 83H247V82H249L248 81V79H253V78H255V77H259V78H262V77H264V76H262V77H260L261 75H264V49H258L257 50V52L255 53V52H253L254 53V55L251 53V56H249L248 54V56L249 57H247V59L250 61V59H252V61H251V63H249V64H247L246 66H245V69H246V71H239L238 69H235L234 68V63H236V61H238V64H243L244 62H247V61H243L244 59H241V58H243V55H244V53L246 52V53H248V52H250L251 50H253V48H254V45L256 44V43H260V41L262 42V40H264V0H210V3H207ZM234 4H237L238 5V8L237 9H232V8H235V7H233V6H235ZM152 5V6H151ZM166 5H165V7H164V9L166 8ZM173 6H169L168 5V9H169V7H173ZM207 6V5H206ZM110 7V8H109ZM175 7V8H176ZM170 8V9H171ZM175 8H172V9H174L175 10ZM123 9V8H122ZM153 9V10H154ZM160 9H163L162 7L160 8ZM163 9V10H164ZM167 9V10H168ZM101 10V9H100ZM156 10H154L153 12H155ZM163 10H158V11H161V13H162V11ZM167 10L165 9V11L167 12ZM232 10H234V13H233V15H234V17H233V19H232V17H231V19L233 20V22L234 23H236V22H238V19L239 18H241L242 16H246V14H248L247 12H250V13H254V17L253 18H250L248 21H245V22H247V24H246V26L244 27L245 28V30H244V32H243V34H242V31H241V33L240 34H242L240 37H238L235 41H233L234 43L229 47V48H227L226 50L224 49H222L221 50V48H223V46H224V44H227V38L229 39V37H231V36H227L229 33L227 32V31H229V30H225V28H224V30H217L216 29V27H215V25L218 23L219 24V22L217 21V20H219L220 18L222 19V17L223 16H225L227 13V15H229V13L232 11ZM102 11V10H101ZM165 11L163 12V13H165ZM170 11V10H169ZM198 11V12H197ZM106 12V11H105ZM117 12V10H116V13H118ZM157 12V11H156ZM156 12H155V14H156ZM197 12V14H195ZM142 13V14H141ZM232 13V12H231ZM230 13V14H231ZM249 13V14H250ZM100 14V13H99ZM110 14V13H109ZM151 14H152V11H151ZM158 14H160V13H158ZM102 15V14H101ZM105 15V14H104ZM122 15V16H123ZM161 16H162V14H160ZM167 17H169L168 15H170L169 13H168V15L167 14H165ZM164 15V16H165ZM232 15V14H231ZM27 16V17H26ZM100 16V15H99ZM145 16V15H144ZM148 16V15H147ZM153 16H155V15H153ZM157 16V15H156ZM170 16H172V15H170ZM194 16V17H193ZM253 16V15H252ZM134 17V18H135ZM226 17H228V16H226ZM251 17V16H250ZM31 18L29 19V20H31ZM165 18V17H164ZM171 18V17H170ZM197 18H199V17H197ZM245 18V17H244ZM131 20L133 19V17L132 18H130ZM155 19V18H154ZM159 19V18H158ZM169 19V18H168ZM231 19H229V20H231ZM195 20V19H194ZM193 20V21H194ZM124 21H126V20H124ZM165 21V20H164ZM215 21H217V23L215 22ZM27 22V21H26ZM32 22H33V20H32ZM216 23L215 25H213L214 27H215V29H216V31H215V33H214V31L213 30H215L214 28H213V30L211 31V33L214 35H212V37H211V35H207V37L208 38H206L205 36V34H207L208 33V31H210V30H208V28L212 25V23ZM223 22H225V21H223ZM125 23V22H124ZM152 23V22H151ZM213 23V24H214ZM229 23V22H228ZM127 24V22L125 23V25ZM134 24V23H133ZM136 24V23H135ZM162 24V23H161ZM167 24V23H166ZM222 24V23H221ZM242 24V23H241ZM129 25V26H128ZM126 27L123 25V28H121L118 32H116V34L112 37V39H110L108 42H105L106 44V46H108V45H110V44H108V43H114L115 41L117 42V40L118 39H120L122 36H123V34L125 33V35L126 34H129V32L128 31H126L127 30V28L129 27L130 28V26H131V24H128ZM137 25V24H136ZM239 25V24H238ZM157 26H159V25H157ZM132 27V26H131ZM138 27V26H137ZM182 27H181V30H182ZM185 27V28H186ZM212 27V26H211ZM218 27H220L221 28V26H218ZM228 27H229V25H228ZM240 27V26H239ZM23 28V27H22ZM88 28V29H87ZM93 28V27H92ZM118 28H120V26L118 27ZM128 28V29H129ZM232 28H233V26H232ZM43 29H45V32H44V30ZM117 29V28H116ZM184 29V28H183ZM211 29V28H210ZM240 29H241V27H240ZM185 30V29H184ZM233 30V29H232ZM232 30H230V31H232ZM243 30V29H242ZM117 31V30H116ZM186 31V30H185ZM44 33V36H43V33ZM49 32V33H50ZM150 32V31H149ZM207 32V33H206ZM232 32H234V31H232ZM240 32V31H239ZM42 33V34H41ZM48 33V34H49ZM178 33V32H177ZM180 33V32H179ZM178 33V34H179ZM191 33H190V35H191ZM210 33V32H209ZM73 34V35H72ZM113 34V33H112ZM134 34H136V33H134ZM148 34V33H147ZM188 34V33H187ZM231 34V33H230ZM235 34V33H234ZM240 34H238V36L240 35ZM10 35V34H9ZM145 35V34H144ZM191 35V36H192ZM203 35H204V37H203ZM231 35H233V33L231 34ZM237 35V34H236ZM236 35H234V36H236ZM147 36V35H146ZM179 36H180V34H179ZM202 36V37H201ZM127 37H128V35H127ZM150 37V36H149ZM182 37V36H181ZM237 37V36H236ZM128 38H130V36L128 37ZM127 38V39H128ZM132 38V37H131ZM134 38V37H133ZM190 38H192V37H189V40H190ZM232 38V37H231ZM235 38V37H234ZM6 39V38H5ZM146 39V38H145ZM193 39V38H192ZM191 39V40H192ZM262 39V40H261ZM107 40V39H106ZM126 40V39H125ZM147 40V39H146ZM173 40V39H172ZM201 40V41H202ZM232 40H233V38H232ZM65 41H68V40H65ZM105 41V40H104ZM118 41H121V40H118ZM74 42H75V40H74ZM123 42V41H122ZM125 42V41H124ZM154 42V43H155ZM173 43H174V41H172ZM177 43L179 42V41H176ZM182 42H184V40L182 41ZM229 42V41H228ZM5 43V42H4ZM58 43V42H57ZM70 43V42H69ZM119 43V42H118ZM145 43V42H144ZM160 43V44H159ZM169 43H171V41L169 42ZM181 43V42H180ZM180 43H178V45L176 44V43H174V45H172V44H170V45H172L171 47H173V48H171V49H169L170 50V53L169 54H171L170 55V57L169 58H171V61L173 62V64L175 63V61L176 62H178L177 61V59L178 58H181V57H178V55L181 53L182 54V52H184L183 51V49H184V46L182 45V44H180ZM192 43V42H191ZM258 43V44H259ZM72 43H70V45H71ZM102 44V43H101ZM108 44V45H107ZM121 44V43H120ZM175 44L177 45V46H175ZM201 44V43H200ZM229 44H231V43H229ZM263 44V43H262ZM146 45V44H145ZM164 45V44H163ZM164 45V46H165ZM170 45H168V47L170 46ZM73 46H75L74 45V43H73ZM111 46H114V45H112L111 44ZM111 46H110V48H111ZM229 46V45H228ZM253 46V47H252ZM255 46H257V45H255ZM260 46V45H259ZM102 47V46H101ZM185 47H187V49H188V46L186 45ZM225 47H226V45H225ZM224 47V48H225ZM252 47V48H251ZM56 48V47H55ZM61 48V47H60ZM63 48V47H62ZM157 48V47H156ZM159 48H161V46L159 47ZM165 48H167V46L165 47ZM164 48V49H165ZM190 48V47H189ZM194 48H196V47H194ZM199 48H201V47H199ZM198 48V49H199ZM256 48V47H255ZM257 48H259V47H257ZM256 48V49H257ZM25 49H27L28 51H29V53H30V55H31V57L32 58H30L31 59V61H28V60H26V59H28V58H24L25 57V52H24V50ZM51 49V48H50ZM250 49V50H249ZM60 50V49H59ZM71 50H73V49H71ZM70 50V51H71ZM104 50V49H103ZM158 50V49H157ZM156 50V51H157ZM197 50V49H196ZM218 50V51H217ZM249 50V51H248ZM255 50V49H254ZM78 51V50H77ZM105 51V50H104ZM248 51V52H247ZM27 52V51H26ZM40 52V53H39ZM203 52V51H202ZM202 52L200 53V54H202ZM205 52V51H204ZM203 52V53H204ZM24 53V54H23ZM59 53V52H58ZM158 53H160V52H158ZM164 53L165 52H163V55H164ZM184 53H186V52H184ZM183 53V54H184ZM188 53V52H187ZM24 55V57L22 56L21 57V55ZM63 55H62V59H60V62L55 66V67H53L52 69H53V73H51L53 76L54 75H57V74H59L58 75V77H61L66 71H70V70H73V68L75 67V65L78 63H75V64H73V62L71 61L70 62V55H69V51H65L64 53H62ZM72 54V53H71ZM167 54H168V51H167ZM182 54V55H183ZM194 54V53H193ZM208 54V53H207ZM211 54H212V52H211ZM211 54H210V57H211ZM215 54V53H214ZM219 54V53H218ZM102 55H104V52H103V54ZM160 55V54H159ZM185 55V54H184ZM189 55V54H188ZM187 55V56H188ZM209 55V54H208ZM208 55H206V56H208ZM246 55V56H247ZM27 56V55H26ZM88 56V55H87ZM86 56V57H87ZM166 56H169V55H166ZM190 56V55H189ZM214 56H217V53H216V55H214ZM253 56V57H252ZM178 57V58H177ZM184 57V56H183ZM193 57V56H192ZM196 57V56H195ZM198 57V56H197ZM196 57V59L198 60L199 58H197ZM200 57V56H199ZM77 58V57H76ZM84 58V57H83ZM82 58V59H83ZM189 58V57H188ZM187 58V59H188ZM245 58V57H244ZM250 58V59H249ZM86 59V58H85ZM100 59V56H97V57H95L94 59H90L89 60V62L84 66V68L81 70L82 72H84V74H91V73H93L94 75L96 74L97 75V73L99 72V71H101V69H99V70H97V71H93L94 70V66L97 64L98 65V60ZM172 59H174V60H172ZM196 59H195V61H196ZM178 60H180V59H178ZM181 60H183V59H181ZM180 60V61H181ZM189 60H191V59H189ZM189 60H187V61H189ZM236 60V61H235ZM239 60H242V62L240 61L239 62ZM34 61H36V60H34ZM179 61V62H180ZM186 61V62H187ZM235 61V62H234ZM248 61V62H249ZM82 62V61H81ZM164 62V61H163ZM167 62H168V60H167ZM170 62V61H169ZM172 62H170V63H172ZM183 62V61H182ZM181 62V63H182ZM191 62V61H190ZM189 62V63H190ZM197 62V61H196ZM203 62V63H204ZM189 63H187V64H189ZM195 62H193V64H194ZM167 64V63H166ZM177 64V63H176ZM176 64H175V66H176ZM180 64V63H179ZM205 64V63H204ZM11 65H13V70L12 69H10V66ZM136 65V64H135ZM190 65V64H189ZM146 66V65H145ZM171 66H172V64H171ZM195 65H193L192 66V68L194 67ZM197 66V65H196ZM195 66V67H196ZM239 66V65H238ZM240 66H242V65H240ZM98 67V66H97ZM167 67H168V65H167ZM177 67V66H176ZM175 67V68H176ZM182 67V66H181ZM194 67V68H195ZM243 67V66H242ZM102 68V67H101ZM164 68V67H163ZM163 68H161V69H163ZM171 67L169 66L168 67V69H170ZM244 68V67H243ZM51 69V70H52ZM165 69L167 70V68L165 67ZM134 70V69H133ZM193 70V69H192ZM226 70H228L226 73H228L229 72V70H230V72L228 73V74H224L225 73V71ZM165 71V70H164ZM169 71V70H168ZM190 71V72H189ZM50 72V71H49ZM48 72V73H49ZM77 72V71H76ZM76 72H75V74H76ZM169 72H171V70L169 71ZM177 73L179 72L178 71V69H177V71H176ZM224 72V73H223ZM245 72V73H244ZM154 73V72H153ZM166 73H168L167 71H165V74ZM147 74V73H146ZM145 74V75H146ZM168 74H171V73H168ZM167 74V75H168ZM224 74V75H223ZM92 75V74H91ZM141 75V74H140ZM139 75V76H140ZM175 75V74H174ZM98 76V75H97ZM109 76H110V74L108 73V75H106L105 74V76L103 77V79L105 80V82L106 81H109L108 79H109ZM147 76V75H146ZM173 76V75H172ZM176 76V75H175ZM94 77V76H93ZM214 77H216V78H218V81L214 84V82L216 81H214V82H212L213 80H214ZM139 78V77H138ZM168 78V77H167ZM72 79H73V76L71 75V76H69V79H65V81L63 82L62 81V84H59V86L57 87V88H55V89H53V91H51L50 92V94H49V98L47 99V101H46V103H44L45 104V107H43V109H44V112H43V109H42V112H43V116L45 117V116H47L46 118H49V119H52V120H55L56 118L58 119L59 117L61 118V115L65 112H62L63 111V109L65 108L66 109V106H67V104L65 103L67 100H68V95H69V93H70V90H72L73 89V87H74V84H73V82H72ZM135 79V78H134ZM212 79V80H211ZM264 79V78H263ZM262 79V80H263ZM132 80V79H131ZM139 80H140V78H139ZM138 80V81H139ZM175 80V79H174ZM211 80V81H210ZM141 81V80H140ZM160 81H161V79H160ZM166 81H168V80H166ZM175 81H177V80H175ZM260 81V80H259ZM264 81V80H263ZM211 82V83H210ZM261 82V81H260ZM38 83V82H37ZM81 83V82H80ZM164 83V82H163ZM168 83H169V81H168ZM170 83H171V80H170ZM169 83V84H170ZM174 83V82H173ZM213 83V85L211 86V85H209V84H212ZM262 83V82H261ZM134 84V83H133ZM172 84V83H171ZM170 84V85H171ZM255 84H257V83H255ZM165 85V84H164ZM169 85V86H170ZM211 86V87H209V86ZM247 85V84H246ZM248 85H250V83L248 84ZM251 85H253V84H251ZM18 86V85H17ZM34 87H36V86H38L37 84H36V86H35V83H34V85H33ZM139 86V85H138ZM168 86V87H169ZM254 86V85H253ZM32 87V86H31ZM161 87V86H160ZM14 88V89H13ZM255 88V87H254ZM257 88V87H256ZM254 89V90H257V89ZM263 88H264V83H263ZM34 89V88H33ZM14 90V91H13ZM158 90H159V88H158ZM158 90H157V93H158ZM163 90V89H162ZM37 91V90H36ZM44 91L46 92V87L44 88ZM43 91V92H44ZM73 91V90H72ZM133 91L135 92V93H133ZM152 91H153V89H152ZM154 91L156 92V90H155V88H154ZM160 92H161V90H160ZM256 92V91H255ZM254 92V93H255ZM72 93V92H71ZM162 93H164L163 91H162ZM247 94H248V91H247ZM252 94V93H251ZM251 94H248L249 95V97H251L252 98V96H254L253 94L251 95ZM258 94V93H257ZM41 95H42V93L39 95V97L36 99V101H38L39 100V98L41 97ZM243 98V100H242V98H240V96ZM153 96H155V95H153ZM163 96V95H162ZM68 97V98H67ZM141 97V98H140ZM240 99H239V98ZM248 96H247V99L249 98ZM151 98H153V97H151ZM161 98V97H160ZM162 98H164V97H162ZM262 100V99H261ZM220 101H222V105L224 106V108H221V110L223 111V113H227L225 116H223V117H220L221 115H222V113H220L219 111H221V110H218V106L217 105H219L218 103H220ZM241 101V102H240ZM243 101V102H242ZM257 101V100H256ZM247 102V101H246ZM241 103H243V104H241ZM252 103V102H251ZM37 104V103H36ZM35 104V105H36ZM253 104V103H252ZM64 105H66V106H64ZM135 105H136V107H135ZM220 105H221V103H220ZM219 105V106H220ZM241 105V106H240ZM245 105V104H244ZM244 105L242 106L243 108H245L246 109V106L244 107ZM256 105V104H255ZM44 106V105H43ZM69 106V105H68ZM132 107H135L136 109L138 108V110H136V109H132ZM238 107V106H237ZM241 107V108H242ZM217 108V109H216ZM241 108H238L239 110L241 109ZM64 109V110H65ZM130 109H132V110H135L133 113H131V115H130V112L132 111H130ZM244 109V112H246V110ZM218 110V111H217ZM250 110V109H249ZM101 111V112H100ZM171 111V110H170ZM219 112L220 113V115H218V113L217 112ZM235 111H237V108H236V110ZM41 112V111H40ZM41 112V113H42ZM96 112V111H95ZM172 112V111H171ZM170 112V113H171ZM176 112V113H177ZM239 112V111H238ZM238 112H235V114H239ZM241 112H242V110H241ZM37 113H39V112H37ZM36 113V114H37ZM162 113V112H161ZM46 114V115H45ZM263 114V113H262ZM261 114V115H262ZM42 115V114H41ZM124 115H127V116H129V117H127V116H125V117H127V118H123L124 117ZM247 115V114H246ZM248 115H250V114H248ZM38 116H40V114L38 115H36V117H38ZM63 116V115H62ZM159 116V117H158ZM252 116V115H251ZM259 116H260V114H259ZM64 117V116H63ZM162 117V116H161ZM175 117H177L176 119H175ZM236 116H234V118H235ZM261 117H264V116H261ZM59 118V119H60ZM237 119V118H236ZM236 119H235V121H236ZM256 119H261L260 117H258L257 118V116H256ZM264 118H262L261 119V121H258L257 123H259L258 124V126L256 127V122L254 123L255 124V128L253 127L254 126V124L252 125V126H247V125H245V122H244V124L243 125H245L246 127H249V128H251V129H253L254 130V132H256L257 131V133H263L262 135H264V120H263ZM61 120V119H60ZM119 120H121L120 122H118ZM150 120H152V119H150ZM175 120V121H174ZM255 120V119H254ZM167 121V122H168ZM203 121H206V122H203ZM118 122V123H117ZM201 122V123H200ZM107 123H113V125H114V123H117V126H115L116 128H117V130H116V128H115V130L116 131H112V132H110L109 131V133L108 134H105V130H107V128L109 127L108 126V124ZM151 123V122H150ZM149 123V124H150ZM159 123H157V124H159ZM233 123H235V122H233ZM19 124H20V121H18V122H16L15 124H14V127H17V126H19ZM107 124V125H106ZM156 124V123H155ZM66 125V124H65ZM152 124H150V125H146L147 126V128L149 127V126H151ZM200 125H198V126H196V128L197 127H199ZM30 126L31 125H25V126H23V127H21V128H18L17 129V131L14 133V134H12V135H8V136H6L5 138H4V140L0 143V187H2L4 184H3V182H5V180L4 179H2V176H3V174H5V171H7V169L9 170V167L10 168H12L14 165L16 166L17 164H19V163H21L27 156H28V153H25L24 154V156L22 157V159L21 158H19L18 156H19V153H20V151L21 150H23L24 148L23 147H25V144L27 143V141H28V139L30 138V135H31V128H30ZM112 126V125H111ZM143 126V127H144ZM154 126V125H153ZM203 125H201V127H202ZM233 126V125H232ZM245 126H244V128H245ZM155 127V126H154ZM159 127V128H158ZM204 127V126H203ZM234 127V126H233ZM236 127V126H235ZM237 127H238V125H237ZM145 128V127H144ZM155 128V129H156ZM239 128H240V126H239ZM238 128V129H239ZM243 127L241 126V128H240V130L242 129ZM243 128V129H244ZM249 128H245L246 130H248ZM199 129V128H198ZM250 129V130H251ZM144 130V129H143ZM143 130L141 131V133L143 132ZM178 130V131H177ZM231 130V129H230ZM229 130V131H230ZM232 130H233V132H234V129L232 128ZM250 130H248V132H250ZM253 130L250 132L251 134H249V135H252L253 136ZM256 130V131H255ZM198 131V130H197ZM200 131V130H199ZM229 131H227V132H229ZM239 131V130H238ZM242 131V130H241ZM241 131H240V133H241ZM243 131H245V130H243ZM10 132H12L11 130H10ZM223 132V131H222ZM221 132V133H222ZM225 132H223V133H225ZM236 132V131H235ZM96 133V134H95ZM103 133L105 134L104 136H103ZM196 133V132H195ZM201 133V132H200ZM247 133V132H246ZM257 133H255V134H257ZM175 134H178V133H175ZM226 134H228V137H229V134H231V133H226ZM260 134H257L258 136H260V138L259 137H256V136H253L254 138L256 137L257 138V140L259 141V139L260 140H262L261 138H263V137H261V135ZM93 135L91 136V137H93ZM147 136H146V138H148V134H146ZM149 135H151V134H149ZM208 135V136H209ZM219 135V137H221V138H223V139H225L226 140V138L229 140V142H228V144H224V145H222L223 143L221 142V140H220V138H218L217 136ZM225 135V134H224ZM236 135V137L234 138V136ZM89 136V137H90ZM143 136V135H142ZM204 136H202V138L204 137ZM209 136V137H210ZM242 136V137H243ZM247 136H248V134H247ZM80 137L82 138V139H84V141L83 140H81L80 139ZM174 137V136H173ZM207 137V136H206ZM206 137H204V138H206ZM208 137V138H209ZM214 137V138H215ZM233 137V138H232ZM246 137V136H245ZM252 137V138H253ZM93 138H95V137H93ZM150 138V137H149ZM164 138H162V139H164ZM202 138H200V139H202ZM207 138V139H208ZM211 138V137H210ZM240 138V139H239ZM248 139H251L249 136L247 137ZM255 138V139H256ZM259 138V139H258ZM137 141L136 142H134V143H138L139 142V140H138V136H137ZM141 141L140 142H142L143 144H145L144 143V141H146V140H142V138L140 137L139 138ZM151 139H153V138H151ZM242 139V140H241ZM155 140H158V138L157 139H155ZM206 140V139H205ZM212 140V139H211ZM228 140H226L225 141V143H227V141ZM239 140H241V142H239ZM91 141V140H90ZM89 141V142H90ZM162 140H160V142H161ZM189 141H190V139H189ZM223 141V140H222ZM8 142V149L7 150H2L1 149V147L2 146H4L6 143ZM86 142V141H85ZM88 142V141H87ZM88 142V143H89ZM160 142L158 141L157 143H159L160 144ZM163 142H165V141H163ZM163 142H162V144H163ZM212 142H213V140H212ZM87 143V144H88ZM174 143H176V142H174ZM186 143H188V142H186ZM186 143H182V145L183 144H186ZM203 143V142H202ZM206 143V142H205ZM207 143V144H208ZM222 143V144H221ZM241 143V144H240ZM129 144V143H128ZM130 144H133V142H132V140H131V143ZM161 144V146H163ZM168 145H166V148H167V146H168V153L167 154H169L170 153V151H175L176 150V147L173 145V144H171L170 145V143H167ZM176 144H178V143H176ZM240 144V145H239ZM86 145V144H85ZM157 145V144H156ZM180 146H181V144H179ZM179 145H176L177 146V148H178V146ZM125 146V145H124ZM141 147H140V149H142V145H140ZM146 146V145H145ZM145 146H144V148H145ZM155 146V145H154ZM160 146V147H161ZM185 146V145H184ZM70 147V148H71ZM148 147V146H147ZM152 147H153V145H152ZM156 147H159V145L158 146H156ZM181 147H183V146H181ZM186 147V146H185ZM197 147V146H196ZM23 148V149H22ZM180 148V147H179ZM206 148V149H205ZM239 148V149H238ZM62 149V150H61ZM147 149V148H146ZM145 149V150H146ZM161 149H162V151H163V149H164V147H161ZM181 149H183V148H181ZM205 149V150H204ZM244 148H242L241 149V151L243 150ZM124 150V149H123ZM152 149H150V151H151ZM166 149H165V151H167ZM250 150V149H249ZM254 150V149H253ZM153 151V150H152ZM240 151V152H241ZM28 152V151H27ZM153 152H155V151H153ZM153 152H150L151 154L153 153ZM176 152L177 151H175L174 152V154H176ZM242 152H245V151H242ZM145 153H147V155H148V153H149V150H148V152H145ZM149 153V154H150ZM233 153H231V154H233ZM234 153V154H235ZM246 153V152H245ZM261 153H262V151H261ZM60 154V153H59ZM124 154V153H123ZM151 154H150V156H151ZM171 154V153H170ZM173 154V153H172ZM179 156L181 155L180 153H177ZM230 154V155H231ZM242 155H243V153H241ZM240 153H237V155L238 156H240L241 155ZM112 155V156H111ZM129 155V154H128ZM134 155V156H133ZM152 155H154V154H152ZM260 155V154H259ZM264 155V154H263ZM263 155H261V158H258L257 160H259V162H260V160L263 158ZM81 156V155H80ZM111 156V157H110ZM149 156V157H150ZM164 156H167L166 155V153L164 152V153H162V152H160L159 154H156V155H154V156H152V157H150V159H149V164L148 165H150V163L152 164V163H154V162H157V161H161V159L164 161L165 159H166V157H164ZM170 156V155H169ZM232 157L234 156V155H231ZM58 157V156H57ZM56 157V158H57ZM130 157V156H129ZM130 157V158H131ZM142 157V156H141ZM163 157H164V159H163ZM168 157V156H167ZM111 158V159H110ZM114 158V157H113ZM227 158V157H226ZM243 158V157H242ZM109 159V160H108ZM206 159V160H205ZM212 159V160H213ZM222 159H224V158H222ZM230 159V158H229ZM246 159H248V158H246ZM131 160H129V161H131ZM140 160H142V162L144 161V162H147L146 161V159H140ZM139 160V161H140ZM167 160V159H166ZM165 160V161H166ZM198 160V161H197ZM209 160H211V159H209ZM208 160V161H209ZM48 161V162H47ZM104 161V162H103ZM138 161V162H139ZM165 161H164V163H165ZM207 161V162H208ZM247 161V160H246ZM261 161H264V158H263V160H261ZM102 162H103V165H102ZM144 162H143V164H144ZM162 162V161H161ZM167 162V161H166ZM176 162V161H175ZM180 162V161H179ZM183 162V161H182ZM191 163V164H186V162L184 163L185 164V169H187V173H189V174H191V172L192 171H194V169H196V163ZM206 162V163H207ZM259 162H256V161H254V160H252V159H249L248 161H247V164H248V167H246V165H245V163H244V167H246L245 169H246V171H247V169L250 171V173H252V175L254 174L253 172H257L258 170H260L261 169V167H262V165L261 164H264L263 162H261V164L259 163ZM39 163V164H38ZM131 163V162H130ZM132 163V164H133ZM148 163V162H147ZM159 162H157V164H158ZM167 163H169L170 164V162H167ZM177 163V162H176ZM211 163V162H210ZM214 163V162H213ZM41 164V165H40ZM132 165L133 167L135 166V165ZM142 164V165H143ZM160 164V163H159ZM162 164V163H161ZM175 164V163H174ZM174 164H170V165H174ZM195 164V165H194ZM199 164V165H198ZM243 164V163H242ZM39 165V166H38ZM46 165V164H45ZM44 165V166H45ZM99 165H100V168L103 166V170L104 169H110V173H107L106 175H102L104 178H105V180L104 181H101V182H99V179H98V182L96 181V180H93L94 179V175H95V172L97 171L98 172V169H99ZM102 165V166H101ZM124 165H125V163H124ZM129 165V164H128ZM146 165V164H145ZM144 165V167H146ZM180 165V164H179ZM104 166H105V168H104ZM131 166V167H132ZM153 166V165H152ZM151 166V167H152ZM132 167V168H133ZM140 167H142V166H140ZM143 167V168H144ZM155 167V166H154ZM240 167H242V166H240ZM32 168V167H31ZM146 168H148V166L146 167ZM145 168V169H146ZM149 168H150V166H149ZM153 168V167H152ZM198 168V167H197ZM42 168L40 167L39 168V170H38V172L41 170ZM114 169L115 168H113V172H114ZM155 170H156V167L154 168ZM108 170H106L107 172H108ZM126 170V169H125ZM262 170L264 171V169L262 168ZM262 170H260V171H258L259 173H257L258 174V176L261 174V175H263L262 173H260V172H263ZM16 171V170H15ZM100 171H101V169H100ZM105 171V172H106ZM127 171V170H126ZM167 171H169V166H168V164H163L162 166H160V169L158 168V173H166ZM196 171V170H195ZM194 171V172H195ZM97 172H96V176H98L97 175ZM103 172V171H102ZM105 172H103L104 174H105ZM118 172V171H117ZM150 172V171H149ZM156 172V171H155ZM171 172V171H170ZM179 172V171H178ZM184 172V171H183ZM99 173H101V172H99ZM119 173V172H118ZM134 173H132V174H134ZM145 173H147V172H145ZM175 173V172H174ZM177 173V172H176ZM193 173V172H192ZM198 173V172H197ZM246 173V172H245ZM264 173V172H263ZM161 174H160V177H161ZM172 174V173H171ZM179 173H177L175 176H173V174H172V177H171V175H170V173H168V178H167V176H166V178H165V180H163L162 181V183L160 184L161 186H159L158 187V189H157V187H156V189L155 190H153L152 189V194H153V196H151L150 195V193H151V191H150V193H149V195L151 196V197H154V196H156V198L157 197H160V198H162V197H168V199H169V196H170V198H172L173 196V194L172 193H170V194H172V195H169L168 194V192L170 191V189H169V187H172L173 186V184L175 183H177L176 185H178L182 180H180V177L182 178L183 176H184V179H185V177H186V175H188V174H184L183 176L180 174V177L179 176H177ZM248 174V173H247ZM256 174V173H255ZM116 175H118L117 177H120V175L119 174H116ZM145 174H143V176H144ZM166 175V174H165ZM215 175H217V174H214L213 176H215ZM246 175V174H245ZM100 177V179L101 178H103V177ZM157 176V175H156ZM163 176H164V174H163ZM247 176H249V175H247ZM246 176V177H247ZM256 176V175H255ZM264 176V175H263ZM189 177H190V175H189ZM251 177V176H250ZM253 177H254V175H253ZM252 177V178H253ZM23 178H21V179H23ZM28 178V179H27ZM137 179V181H138V183L137 182H135V180ZM260 178H261V180L263 179L264 180V178H262L261 176H260ZM259 178V179H260ZM24 179H23V182H24ZM96 179V178H95ZM183 179V180H184ZM250 180H252L251 178H249ZM255 179H258V177L256 178L255 177ZM95 181V182H91V181ZM179 180H180V182H179ZM165 181V182H164ZM253 181V180H252ZM164 182V183H163ZM261 182H263V181H261ZM69 183V182H68ZM90 183V185L93 183V185L90 187V185H88ZM134 183H136L137 185H136V187L134 186V188L132 189V186H133V184ZM256 183V182H255ZM3 184V185H2ZM24 184V183H23ZM181 184V183H180ZM179 184V185H180ZM71 183H69V184H67L66 186L68 187H70L71 188ZM86 185H88L89 187L88 188H84L83 189V187H85ZM179 185H178V187H179ZM213 185V184H212ZM237 185V184H236ZM13 187H14V189H15V184H13L12 185ZM19 186V185H18ZM66 186H65V188H66ZM83 186V187H82ZM10 187V186H9ZM23 187H25L24 185H23ZM78 187V188H77ZM115 187V188H114ZM129 187V188H128ZM174 187V186H173ZM172 187V188H173ZM176 187V186H175ZM212 187V186H211ZM223 187V190H222V188H220V190H222V191H220L219 189V194H221V192H222V195H219L218 193V197L219 198H222L221 196H223V194L224 193H227V192H229V194L230 193H232L233 191L232 190H234V188H235V183L233 184V185H231V186H222ZM8 188V187H7ZM17 188V190H18V192H22V190L20 191L19 189H18V187H16ZM26 188V187H25ZM69 188V190H71ZM114 188V189H113ZM140 188V187H139ZM177 188V187H176ZM10 189V193H11V189H12V187L11 188H9ZM23 189V188H22ZM68 189V188H67ZM75 189V190H74ZM113 189V190H112ZM136 189V190H135ZM128 190L126 191V192H128ZM131 190L129 191V192H131ZM139 190V189H138ZM169 190V191H168ZM172 190V189H171ZM209 190H210V188H209ZM13 191V190H12ZM14 191H16V190H14ZM24 191H25V189H24ZM29 191V190H28ZM72 191V190H71ZM75 191H76V193H75ZM115 191V192H116ZM123 191V190H122ZM125 191V190H124ZM201 191V190H200ZM232 191V192H231ZM8 192V191H7ZM114 192V191H113ZM171 192V191H170ZM174 192V191H173ZM203 192L204 191H201V192H199L198 194H195V195H193V196H191L192 198H190V203L191 204H194V203H197V201L201 198V196L203 195ZM14 193H17V191L16 192H14ZM72 192H70V194H71ZM110 194L111 195V198L113 199L112 201H110L109 202V204L108 203H105L108 207H105V208H99V212H97V210L96 209H94L96 206H94V204H96V203H92L93 202V200H97V199H99L97 202H99V205L102 203L101 202V200H103V198H101V197H99V198H97V196H102V195H104V194ZM18 194V193H17ZM126 194V193H125ZM129 194V193H128ZM127 194V195H128ZM131 194V193H130ZM228 194V195H229ZM121 195L123 196L124 194L123 193H121ZM132 195V194H131ZM131 195L129 196V197H131ZM136 195V194H135ZM138 195V194H137ZM166 195H168V196H166ZM225 195V194H224ZM6 197L8 196V194L7 195H5ZM5 196H3V197H5ZM19 196V195H18ZM18 196L16 197V198H18ZM104 196H107V195H104ZM175 196V195H174ZM3 197H1L0 196V216L2 217V214H3V212H4V210L6 209V208H8L13 202H14V200H12L13 202H9L8 200H6V198H3ZM9 197V196H8ZM133 197H134V199H138L137 201L138 202H141L140 200H139V198H137V196L135 197L134 196V193H133ZM151 197H149V199H148V201L149 200H151L152 198ZM100 198H101V200H100ZM105 198V197H104ZM110 198V197H109ZM110 198V199H111ZM118 198H120L119 200H117ZM132 198V197H131ZM130 198V200H134L133 198L131 199ZM151 198V199H150ZM155 197L153 198V199H156ZM159 198V199H160ZM223 198H226V195H225V197H223ZM55 199V198H54ZM53 199V200H54ZM69 199V198H68ZM105 199H107V198H105ZM152 199V200H153ZM158 199V198H157ZM156 199V200H157ZM163 199V198H162ZM51 200V199H50ZM50 200H48V201H50ZM95 200V201H96ZM108 200V199H107ZM156 200H154L155 202H156ZM165 200V199H164ZM167 200V199H166ZM170 200V199H169ZM168 200V201H169ZM57 201V199L54 201V203H50L49 204V202H48V204H47V202H46V205H44L43 204V206L42 207H44L43 209H44V211L45 212H47L48 214L50 213L51 214V212H48L52 207H56L57 205H53V204H55V202ZM94 201V202H95ZM106 201V200H105ZM136 201V202H137ZM145 201V200H144ZM154 201H152V204L150 205V206H148V207H146L144 204V207H146V208H144V210H143V212H142V208H143V205H142V208H141V212H136V210H137V206H134V204L133 203H130L129 202V200H128V202L130 203V204H127L126 203V209L127 210H125V207L123 208L124 210H122L123 212L122 213H120L119 215H122V217L124 218V215H123V213H124V211L127 213L128 211H130V214H132L133 212H134V214H132L131 216H132V218L129 220V217H128V214H126V216L128 217V219H127V217H125L126 219H124L125 221L126 220H128V221H126V222H120L119 220H117L116 222L118 223H120V224H117L118 226L115 228V229H113V230H110V233H107L109 230H107V231H105L106 232V234H103L102 235V233L104 232V229L102 230L101 229V231H103L102 233H101V236H96L95 237V239H94V237H92L93 239H91V240H85L86 238H87V236H86V238L85 239H82V238H80V239H82V240H84V242H82L83 243V245L81 244V247H80V249L77 251V253H75V255H73L70 259H67L66 261L67 262H65L64 264H84V262H85V264H87V262L89 263V261H87L88 259L89 260H91L92 261V259L90 258V257H94L95 255L97 256V254H98V256L96 257V258H98V257H100L102 254L104 255V254H106L107 252L108 253H110V252H112L113 250L115 251V248H119V247H125L126 246V244H131V246L132 247H134V245H136V244H138L139 243V241H141L142 242V240H143V238L141 239V237H142V235H139V238L141 239H139V241H137V242H134V241H136V237L138 236L137 234L139 233V232H141L142 230H144V229H146V228H148V227H144V226H148L149 224H148V222H151L152 220L151 219H154V217H155V219H157V221L159 220L158 218H160V216H159V214L161 213V210L162 211H164L163 210V208L165 207H163V205L165 204V203H162V201H157L156 203H154ZM50 202H52V201H50ZM88 202V203H87ZM91 202V204H93V208L91 207V206H89L90 203ZM101 202V203H100ZM106 202H108V201H106ZM120 202V201H119ZM146 202H147V200H146ZM166 202V201H165ZM188 202V203H189ZM82 203H84V205H87V207L89 206V208L91 207L92 209H94V211H95V213L97 214H94L93 216L94 217H92V218H88V217H90L89 215H87L86 213V220H84L85 218H83V220L84 221H82V219H80L81 221H79L78 219V221L80 222V224L78 223V224H75L74 225V222H73V224H71V223H67V222H70V221H68V219H73V218H69V214L66 212V211H68V212H70L71 214H72V212H73V214L75 215L76 214V216L79 214L80 215V212H81V209H82V207H83V205H82ZM149 203V202H148ZM167 203V202H166ZM236 203V202H235ZM104 204V202H103V205H105ZM138 204V203H137ZM136 203H135V205H137ZM142 204V203H141ZM140 203H139V205H141ZM163 204V205H162ZM191 204H190V207H191ZM227 204V203H226ZM225 204V205H226ZM97 205V204H96ZM119 205V204H118ZM127 205H129L128 207H127ZM209 205V204H208ZM225 205H224V207L223 208H221L220 210H217V211H215V212H213V213H209V216H207V218H205L204 220H202V221H200L199 223H198V225H197V227L195 228V230L194 231H192V233L189 235V237H187L186 238V240H184V242L179 246V247H176V248H171L172 250H173V254H172V259H170L171 261H168V262H166L165 260L163 261L164 263H162V264H175V262L176 261H178V260H180V263H177V264H186L187 263V261H188V263H191L190 261H192V259L191 258H193L194 256H196L202 249L200 248L201 247V245H203V244H205V245H208V243L209 242H211V240H212V238H214L213 236H215L216 235V232H219L220 230H228V231H230L231 232V234L233 235V236H236L237 234L239 235L240 233L239 232H241V230H242V228L243 227H246V229L248 228V229H252L253 227L255 228L256 227V224H258V223H256V222H259V220H261V218L264 216L263 215V213L261 214H255V216H253L254 218L253 219H251V221L250 222H248V223H246L244 226H241V224L243 223V222H245V221H243L241 224H240V228H238L239 226H236V227H234L232 224H227V223H225V222H223L222 221V218L224 219L225 217H224V215L225 214H227L230 210L232 211V209H230V208H232L231 207V205L233 206V204H230V205H228L227 204V207H225ZM236 205V204H235ZM102 206V205H101ZM100 206V207H101ZM229 206V207H228ZM58 207V206H57ZM56 207V208H57ZM65 207V208H66ZM86 207V206H85ZM84 207V208H85ZM116 207L118 208V206L116 205ZM134 207H136V208H134ZM138 207H141V206H138ZM163 207V208H162ZM186 207V206H185ZM184 207V208H185ZM189 207V208H190ZM212 207V206H211ZM218 207V206H217ZM233 207H235V206H233ZM41 208V207H40ZM39 208V209H40ZM45 208H47V209H45ZM55 208V209H56ZM97 208V207H96ZM188 208V209H189ZM38 209V210H39ZM43 209L41 208L40 210H39V212L37 211H34V212H32L30 215H27V217H25V216H23V217H21V219H19V220H21V223H19V221H17L18 223V225L16 226L17 228L15 229V228H13V229H15V230H12L11 231V233L10 234H8V235H10L11 236V238L13 239V242L14 241H18L22 236H23V233L25 232H27V231H32L33 229L35 230H37V227L38 226H40V225H42L41 224V222L42 221H44L43 220V218H47L48 217V215H47V213H45L44 214V217L42 216L43 215ZM53 209V208H52ZM133 209H136V210H133ZM185 209H187V207L185 208ZM47 210V211H46ZM79 210V211H78ZM84 211H86L87 210V213L89 212H91L90 210L88 211V209H83ZM83 210H82V213H83ZM113 210H114V207H113ZM116 210V209H115ZM233 210H234V208H233ZM264 210V209H263ZM31 211H33V210H31ZM30 211V212H31ZM54 211V210H53ZM79 212V213H75V212ZM94 211H93V213H94ZM138 211V210H137ZM230 211V212H231ZM65 212L68 214H66L65 216L66 217H64L63 216V214H65ZM113 212V211H112ZM132 212V213H131ZM229 212V213H230ZM261 212H264V211H261ZM92 213V212H91ZM90 213V214H91ZM29 214V213H28ZM49 214V215H50ZM110 214H111V211H110ZM163 214V213H162ZM231 214V213H230ZM241 214V213H240ZM45 215H46V217H45ZM74 215L72 216V217H74ZM134 215V216H133ZM158 215V217H156ZM236 215V218L238 219L239 217H240V215H239V213L237 214H235ZM238 215H239V217H238ZM257 215V216H256ZM262 215V216H261ZM41 216L43 217L42 218V220H41ZM62 216L64 217V218H62ZM83 216V215H82ZM108 216H109V214H108ZM108 216H105L106 217V219H107V217ZM130 216V217H131ZM162 216V215H161ZM226 216V215H225ZM241 216H242V214H241ZM119 217H121V216H119ZM122 217L120 218V219H122ZM233 217V216H232ZM235 217V216H234ZM68 218V219H67ZM38 219L40 220V222H38ZM67 221H66V220ZM88 219V220H87ZM90 219V220H89ZM105 219V218H104ZM104 219H101V220H103V222H102V224L104 223V221L106 220H104ZM203 219V218H202ZM218 219H219V221H221V222H223L222 224H224L223 225V227H221V226H219V222H217L218 221ZM226 219V218H225ZM237 219H233V221L235 220H237ZM244 218L242 217V220H243ZM64 220V221H63ZM76 220V221H77ZM96 220V221H95ZM98 220V221H97ZM123 219L121 220V221H124ZM151 220V221H150ZM229 220V218H227V221ZM232 220V219H231ZM231 220H229V221H231ZM241 220V221H242ZM246 220V219H245ZM250 220V219H249ZM264 220V219H263ZM263 220H261L262 222H263ZM72 221V220H71ZM75 221V222H76ZM232 221V222H233ZM234 221V222H235ZM239 221H240V219H239ZM260 221V222H261ZM96 222H98V223H96ZM115 222V223H116ZM153 222V221H152ZM217 222V223H216ZM220 222V223H221ZM233 222V223H234ZM237 222V224L239 223L238 221H236ZM235 222V223H236ZM261 222V223H262ZM40 223V224H39ZM67 223V224H66ZM77 223V222H76ZM234 223V224H235ZM254 223H256L255 224V226H253L252 227V225H254ZM37 224H39L38 226H37ZM71 224V225H70ZM96 224V225H95ZM101 224V225H102ZM216 224H218L217 226H219L220 228L219 229H216L215 228V226H216ZM225 224H227V225H225ZM260 224V223H259ZM98 225H100V224H98ZM97 225V226H98ZM151 225V224H150ZM228 225H232L233 227L232 228H228V227H225V226H228ZM58 226V227H57ZM114 226V225H113ZM112 226V227H113ZM41 227L42 226H40V228L39 229H41ZM111 227V228H112ZM96 228H98V227H96ZM253 228V229H254ZM12 229V228H11ZM72 229V230H71ZM245 229V228H244ZM245 229V231H247ZM250 229V230H251ZM74 230V231H75ZM95 230V229H94ZM98 232H99V229H96ZM95 230V231H96ZM9 231V230H8ZM7 231V232H8ZM38 231V230H37ZM88 231V230H87ZM145 231V230H144ZM143 231V232H144ZM249 231V230H248ZM36 232V231H35ZM70 232V233H71ZM89 232V231H88ZM94 232V231H93ZM143 232H142V234H143ZM100 233V232H99ZM145 233V232H144ZM242 233H243V231H242ZM241 233V234H242ZM45 235V236H44ZM144 235V234H143ZM237 235V236H238ZM6 233H4V235L2 236V235H0V249L2 250V252L0 253V256L3 254V252L5 251V249L7 248V244H6ZM80 236H78L77 238H79ZM145 237V236H144ZM147 238H148V236H146ZM229 237V236H228ZM145 239V240H143V243L145 242V241H147L148 239ZM235 238V237H234ZM137 239V240H138ZM151 239V238H150ZM229 239V238H228ZM79 240V239H78ZM34 241H36V240H34ZM75 241H77V240H75ZM87 241V242H86ZM148 241H150V240H148ZM152 241V240H151ZM150 241V242H151ZM237 241V240H236ZM133 242L134 243H136V244H134L133 245ZM141 242H140V244H141ZM74 243V242H73ZM72 243V244H73ZM170 243V242H169ZM207 243V244H206ZM125 245V246H124ZM139 245V244H138ZM204 245V246H205ZM68 246H69V248H68ZM130 246V245H129ZM129 246L128 247H126V248H129ZM176 246H178V245H176ZM222 246V245H221ZM221 246L219 245V246H215V247H212V248H214L213 250H212V253H213V251H214V254H215V252L217 253V252H220L221 250H222V248H221ZM227 246V245H226ZM173 247H175V246H173ZM223 247V246H222ZM119 249V250H123V248L122 249ZM134 248H136V246L134 247ZM200 248V249H199ZM202 248H203V246H202ZM211 248V249H212ZM224 248H226V247H224ZM223 248V249H224ZM264 248V247H263ZM262 248V249H263ZM131 249H133V248H131L130 247V250ZM230 249V248H229ZM172 250H170V251H172ZM198 250H200L199 252H198ZM55 251H57V253L59 252L60 254H59V256H57V254L56 253H53V252H55ZM110 251V252H109ZM129 251V250H128ZM133 251V250H132ZM131 251V252H132ZM135 251V250H134ZM226 251V250H225ZM223 252V255L221 256L220 255V253H219V255L218 256H220L219 258H216V257H214V258H216V259H214L213 260V258H212V260L211 261H208V263L209 264H228L229 263V260L231 261V259L232 260H234L235 259V251H236V249L234 248V249H230V250H227L226 252ZM106 252V253H105ZM256 253H252V255L250 256V258H249V256H248V258H247V261H241L242 263H240V264H264V250L263 251H261V250H259V251H255ZM53 253V254H52ZM107 253V254H108ZM113 253V252H112ZM125 253L127 254H129V252H127V251H125ZM196 253V255H194ZM222 253V252H221ZM56 254V255H55ZM101 254V255H100ZM127 254V255H128ZM50 257H49V256ZM63 255V256H62ZM100 255V256H99ZM188 255V258H189V256H191L189 259H191L190 261H189V259L187 258V260H185V262L183 263L182 262V258H184L185 259V257ZM192 255H194V256H192ZM48 256V257H47ZM156 256H158V255H156ZM155 256V257H156ZM217 256V257H218ZM42 257L44 258V259H42ZM161 257V256H160ZM47 258V259H46ZM96 258H93V259H96ZM234 258V259H233ZM10 259V258H9ZM46 259V260H45ZM153 259V258H152ZM155 259H157V258H155ZM160 258H158V260H159ZM211 259V258H210ZM209 259V260H210ZM157 260V261H158ZM161 260V259H160ZM159 260V261H160ZM167 260V259H166ZM169 260V259H168ZM87 261V262H86ZM172 261H174L173 263H172ZM139 261H137V263H138ZM161 262V261H160ZM179 262V261H178ZM228 262V263H227ZM3 263V262H2ZM127 263V262H126ZM134 263V261L132 262V264ZM136 263V264H137ZM159 263V262H158ZM187 263V264H188ZM125 264V263H124ZM131 264V263H130ZM135 264V263H134ZM161 264V263H160ZM207 264V263H206Z\"/></svg>",
	"mask_w": 264,
	"mask_h": 264
}]
</instances>
